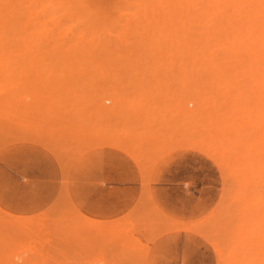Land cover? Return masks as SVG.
I'll use <instances>...</instances> for the list:
<instances>
[{"label": "bare ground", "instance_id": "6f19581e", "mask_svg": "<svg viewBox=\"0 0 264 264\" xmlns=\"http://www.w3.org/2000/svg\"><path fill=\"white\" fill-rule=\"evenodd\" d=\"M5 1H7V0H5ZM18 1V0H17ZM15 2V0H14V2H13V4L14 3H17L18 4V2ZM20 1H22V0H20ZM20 1H19V3H20ZM33 0H31V2H32ZM34 1H40V0H34ZM47 2V4L50 2V6L51 5H53L54 6V9H55V12L57 11H59V10H62L64 13L65 12H67L66 10H69V12H67V13H71V15H73L72 14V12H73V6H75V5H77V6H80V8L81 7H83V6H81L82 4H85V3H88L89 2V4H91L92 2H95L96 4H91L92 6V9L94 8L93 6H96L97 4H99V2H103V1H112L113 3H119V1L120 2H122V5H124V7H123V9L124 10H121L122 9V5L121 4H119V5H116V4H114V6L116 5V6H119V7H116L115 6V8L113 7L112 9H113V11L111 10V7L109 8V7H107V8H109L110 10L108 11L107 9H105L106 8V5H105V7L104 6H102L101 4V6L103 7L102 9L101 8H98L99 6H96L95 8L96 9H101V11L103 12V10H105V12H103L102 13V15L101 14H99L97 11L95 12V10L93 9V11L91 12V13H93V15H94V13H96V17H94V16H92V15H90V16H92V18H97V19H100V21L99 20H96V21H98V22H100L101 24L103 23V21H105V20H103L102 22H101V20L102 19H105L104 17H103V15H106V21L108 22V17L110 18V16H111V14H113V12H114V9H115V12L116 11H118L119 9L123 12V15H124V11L125 10H127V9H129V7H127V4L125 5V3L124 2H129L130 4L132 3V5L134 6L135 4H137V6H140L139 7V9L137 10V12L135 11L137 8H135V6L134 7H132L131 5V8H134V9H130L131 11H133L134 10V13L133 12H131V13H129L131 16H127L128 18H129V21L127 20V18H126V16H123L122 15V17L124 18H126V19H123V18H121V20H125V22H126V24H128L129 25V23L131 24V23H133V22H135L133 25H134V27H136V28H140V26L138 25V27H137V25L135 26V24H137L136 22L139 20V22H141V21H143L144 20V22H145V18L144 17H147V16H149V17H151V20L150 19H148V24H150L149 26H147V27H143V28H145L146 30L147 29H149V28H151V26H153L152 28L153 29H155V31L153 32V34L151 35V36H149V35H146L147 33H145V32H143V34L144 35H146L147 37H145L144 38V35L143 34H141V35H143V38L145 39H141V41L143 40L144 42H141L142 44H143V47L141 46V49H143V51H141V50H139L140 48H138V47H140V45L138 44V43H136L137 45V48L138 49H136L135 48V45H131L130 43L131 42H125L124 41V45H125V43L126 44H128V46L127 45H125L124 47L122 46L123 44H120V39H122L121 37H120V35H118V34H116V35H114V36H112V38L110 37V38H108L107 37V39L106 38H104L105 40H107V42H109L107 45H105L106 47H110V48H108L107 50H109V51H107L108 53H109V55L108 56H110V54H112V53H110V52H112L113 50L112 49H114V48H116L115 47V45H117V48H119V46H118V43H119V45L122 47V49H123V51H127V50H125V49H127V47H128V50L131 52V47L132 48H134V49H136V50H138V52L135 50V52H134V54L136 53L137 55H138V53L140 52H143L142 53V55L140 54V55H138V57L139 56H141V58L143 57V58H151L150 59V61H148L147 59V61L148 62H150V63H152V60H153V58L154 57H156V55L157 54H159V55H157V56H159L160 57V53L159 52H161V54H162V52H165V53H167L168 51H169V56H168V54L166 55L167 57H170L171 56V52H174L173 53V55H175V53L177 52V50L179 49L181 52L182 51H184L185 53H186V55H184V59H182V60H185V63H186V61L189 59V58H191V59H189V63H187V64H189L188 66L189 67H192V69H190V74H191V76H195V81H192L191 79V82H195V87H191V89L189 90V94H187L188 95V100L185 102L186 103V105L187 106H189V103H191V104H195L197 107H199V108H197L198 110L201 108V109H204L203 108V106L202 105H204V103H207L208 102V98H209V92L207 91V90H204V86H203V84L205 85V82L207 83V79H208V77L210 78V76H212V73H214L215 72V74H213V75H216L217 74V76L216 77H219L218 75H220V77L222 78V80L223 79H225V80H229L230 81V83H233L232 82V80H234V84H235V86H232V84H230V86L232 87V89H231V91L233 90L234 92L233 93H231L230 95H231V99H233L232 101L230 100V102H233V101H235L234 103L236 104V105H238V106H240L239 104H241V102L242 103H245L244 105H246V104H248V108H247V106H246V110L247 109H249L248 111H247V114L249 115V116H252V115H250L249 113H252V109H251V104L253 103V101H256V102H254L253 103V105H254V108H255V106H256V112L255 111H253V113L255 114H257V117H256V119H257V121H256V119L254 120L253 119V121H252V118H250L249 116H247V117H249L250 119H249V121L248 120H245V119H243V118H245L246 117V115H242L243 117H239L241 120H245V122H249V124H250V122L253 124V125H255V126H258V129H259V132H260V136H259V143H261L260 144V148L258 149V150H256V153H254V154H256V156H255V158L253 159V161L252 162H250L249 160H248V162H250V163H248L247 161H245V159L243 160V161H245V162H247V163H245L244 165H242L241 163L243 162V161H241V163H238V165L240 164V166H238L237 164L236 165H234L233 163H232V161H230L231 159H232V157L234 156V155H232L233 153V150H232V147H235V146H237L238 147V144L240 145V143L239 142H237L236 140L234 141V139L236 138V133H234L235 135H234V138H233V134H231V133H229V134H231V137H230V135L227 133V134H223L224 132H226V130L228 131L229 129H226V127L227 126H233L234 124H233V122L231 123L232 125H227V124H222L221 122L220 123H218L219 122V119H217L218 120V124H220L221 126H220V129H223V126H225V125H227L224 129H225V131H221L219 128H218V133L217 132H215L216 130H217V127H215V128H213V129H211V127H212V125L214 126V123H216V122H214L213 123V120H212V122H211V124L209 125V127H210V131H212V132H208V131H201V134H202V137H200L201 136V134L200 135H198V132H200L199 130H201V129H199V128H197V129H199L198 130V132L197 131H195V132H197L196 133V135H195V133H194V131H193V129H192V131H193V133H194V135H192V134H190V133H188L187 134V131L189 130L188 128L190 127L191 128V124L188 126L187 124H186V126H188L187 127V131L184 133H181L182 131H185V130H182L183 128H184V125L185 124H183V127L182 128H180L179 129V127H177L178 125H176L174 122H170L171 120L173 121V119H175V118H172L171 120H169V122L170 123H168V124H166V125H169V124H175V126L177 127V131L179 132V131H181V132H179V133H177V131L175 130V134H174V130L173 131H171V132H173V133H171L170 131H168V129H167V131H166V129H165V127H164V124H161L162 125V128L164 127V129L165 130H163V129H161L160 127H159V131L160 132H158V129L157 130H153V129H151V128H155L156 129V127H152V126H154V125H150L149 126V129H151V130H149V129H147L146 128V125H145V123H147V125H148V122L147 121H149V120H151V118H149L148 116H149V114H150V106H152V105H148V104H142L141 102V104L140 105H138L137 103L136 104H133L134 106L136 105V108H137V105L139 106L138 108H139V110H141L142 111V113H141V111H140V113L142 114H140V113H137V114H140V116H142L141 118L140 117H138V115H136V114H133V116H130V117H127L128 116V114L130 115L131 113H126V111L123 109V108H120L122 111H125V113L126 114H122L121 116H125V115H127V116H125V120H123V124H125V121H126V123H128V125H126V128H124L123 127V129H125V132H124V134H117V131H113L112 132V128H110V131L111 132H108L109 131V129H108V131H106L107 130V128H108V126L106 127V129L104 130V128L103 127H100L102 124L104 125V127H105V119H103L104 120V123L102 122V121H100L101 119H99V121H98V119H97V124H98V122H102V124L101 125H98L100 128H103V129H100L98 126V128L100 129V130H96V129H94V128H96V126L95 127H93L92 125V127H93V129L94 130H96V132H94V133H86V132H88L87 131V129L89 130V128L91 129V127L89 126L87 129H86V132L85 131H81L80 129H82V128H80V129H78L79 131H75L74 133L73 132H71V133H73V134H75L76 133V135H74V136H69L68 137V131H67V135L66 136H62V135H60V133L58 134L61 138L63 137V138H65V139H63V140H61V142L59 143V142H57V141H59L58 140V138H57V135H53V133H55L56 134V131H60V130H56L55 129V131L53 132V133H51L52 135H51V137L53 136V137H55L54 139H57V140H55L57 143H55L52 139H49V138H47V136L44 134H40L39 132H41V131H43V128H44V126H43V128H42V130H40V129H38V130H40L39 132H36V131H33L32 129H22V127H21V129H19V131H17V129L19 128V126L21 125V123L20 122H17L18 124H20V125H18V124H15L16 126H17V128L15 127V129L13 130V131H17V133H16V131H15V134L16 135H12V132H11V135L10 134H8V135H10V137H8V140H5L6 138L4 137V136H6L7 134H4V133H2L3 132V130L1 129L0 130V147H3V145L5 146V144H7V143H9V142H11V141H15V140H21V139H31V140H36V141H38V142H41V144H43V145H45L46 147H48L50 150H51V152L53 151V153L55 154V156H57V158H58V160H59V162H60V164H61V166H62V170H63V173H64V175H66V173H67V169H68V167H69V165H70V163H71V161L78 155V154H80V152L81 151H83L84 149H86V148H88V147H91V146H94V145H97V144H108V145H114V146H117V147H119V148H121V149H123L124 151H126V152H128L136 161H137V163L139 164V166H140V168H141V170H142V173H143V191H142V194H140L141 195V197L139 198V201L137 202V204L135 205V207L130 211L131 212V215H132V213H134L136 210H137V208L140 206V204H142L145 200H148L150 203H151V205H152V207H153V210L155 211V213L156 214H158V215H160L161 217H163L164 218V220L159 224V226L158 225H156V224H153L149 229H147V231L145 232V242L143 243L142 241H141V239L139 238V237H134V236H132L130 233V231H131V229L132 228H134L135 227V225L133 224V225H131V224H128L129 222H128V220H129V218H130V216H129V214H130V212H129V214H126L125 216H123V217H120V218H117V219H114V220H109V221H101V220H95V219H91V218H89V217H87V216H85V215H83L81 212H79L73 205H72V203L67 199V196L65 195V192H61V194L59 195V197L57 198V200H56V202L54 203V205L52 206V207H50L49 209H47V210H45V211H43V212H40V213H38V214H35V215H29V216H25V215H14V214H11V213H8L7 211H5V210H3L1 207H0V234H1V241H2V243L3 244H5V245H7L8 247L10 246V247H16V246H23V247H26V250H25V252H26V254H27V256L24 258L25 260L23 261V263H21V264H35V262L33 261V260H35V258H38V257H43V256H45V255H47L48 254V252H46L45 250H46V248H45V246H47V245H56L57 243H58V240H60L59 238H57L56 237V234H55V230H54V227H50L51 225H48L51 221H52V219L54 218V217H59V221L61 220V218H62V221H63V225H64V222L66 221V220H64L63 219V217L65 218L66 217V215H67V213H65V216L63 215V213H61V211H63V208H62V206H61V203L62 202H64V203H66V205H67V207H68V212L70 213V214H72V215H74L75 216V218H78V221L76 222V223H73L72 221H70V223H72V228H71V230H69L70 232H69V235H68V239H67V242L69 243L70 241H72V240H74L75 242H78V241H80L81 240V242H83V244H82V247L79 249V250H81V252L82 251H85V252H90V251H95L98 255H101V259L99 260L100 262H102L103 264H144V259H145V255H146V252H147V249H148V247H149V244H150V242L153 240V239H155L160 233H162V232H164L165 230H167V229H170V228H173V227H188V228H191V229H193V230H196V231H198V232H200L204 237H206L211 243H212V245H213V247L216 249V258H217V264H264V0H46ZM49 1V2H48ZM115 1V2H114ZM11 2V1H10ZM9 2V3H10ZM26 2H28V3H26ZM25 3L27 4V6L29 5V1H26ZM42 3H40V4H42V7H43V4H45V3H43V2H45V1H41ZM1 3H3V0L2 1H0V5H1ZM8 3V2H7ZM23 3H24V1H23ZM24 3V4H25ZM34 3V2H33ZM32 3V4H33ZM37 2H35V4H36ZM113 3L111 4V5H113ZM134 3V4H133ZM25 4V5H26ZM32 4H30L29 6L30 7H32L31 5ZM34 4V6H33V8H36V10H37V8L38 7H40V4H38V7L36 6ZM89 4H86V5H89ZM8 5V4H7ZM15 5V4H14ZM19 5V4H18ZM21 5V4H20ZM19 5V6H20ZM23 5V4H22ZM46 5V4H45ZM129 5V4H128ZM11 6V5H10ZM25 7V10H26V8H29V11H31V9L32 8H30V7ZM36 6V7H35ZM48 6V5H47ZM46 6V7H47ZM53 6H52V8H53ZM108 6V5H107ZM15 7H17V6H15ZM45 7V8H46ZM91 7L90 6H88V8H85V5H84V11H83V13L85 12V9H86V11L88 10V9H91ZM121 7V8H120ZM127 9H126V8ZM3 8H5V7H3ZM11 8V7H10ZM22 8V7H21ZM45 8H44V10H45ZM50 8V7H49ZM48 8V9H49ZM79 8V9H80ZM118 10H117V9ZM17 9V8H16ZM19 9V8H18ZM24 8H22V10H23ZM43 9V8H42ZM47 9V8H46ZM54 9H52V10H54ZM25 10H23V11H25ZM28 10V9H27ZM32 10H34L35 11V9H32ZM51 10V9H50ZM50 10H49V15L51 14V13H54L53 11H51L50 12ZM75 10V9H74ZM82 10V9H81ZM107 10V11H106ZM148 10H152L151 12L150 11H148ZM12 11V10H11ZM20 11H21V9H20ZM23 11H21L22 12V15H23ZM28 11V13L31 15V16H29V14H28V17H32V14L34 13V11H33V13L32 12H29ZM42 10H39L38 12H41ZM46 11V10H45ZM90 11V10H89ZM88 11V12H89ZM100 11V10H99ZM121 11H120V13H121ZM143 13H142V12ZM3 12V11H2ZM17 12H19V11H17ZM21 12L19 13V14H21ZM81 13H82V11H80ZM80 12H77V10L75 11V14H74V16L76 15L77 16V14H80L81 15V13ZM107 12V13H106ZM112 12V13H111ZM145 12V13H144ZM149 12H150V14H151V16H150V14H149ZM3 13H5V11L3 12ZM13 13L15 14V12H14V10H13ZM27 13V12H26ZM32 13V14H31ZM35 13H37V11L35 12ZM46 13H48V11L46 12ZM60 13H61V11L59 12V15H60ZM91 13H89V14H91ZM18 14V15H19ZM24 14H25V12H24ZM43 14H45V13H43ZM43 14H42V12H41V15L43 16ZM57 14V13H56ZM55 14V15H56ZM97 14H99L100 16L99 17H103L102 19L101 18H98L97 16ZM115 14V13H114ZM113 14V15H114ZM122 14V13H121ZM135 14H137L136 16H135ZM149 14V15H148ZM154 14V16L152 17V15ZM0 15H1V11H0ZM6 15V14H5ZM8 15H10V16H12V14H8ZM38 15H39V13H38ZM38 15H37V17H38ZM62 15V14H61ZM60 15V16H61ZM66 15V13L64 14V16ZM70 15V14H69ZM68 14L66 15V18L69 16ZM70 15V16H71ZM108 15H110V16H108ZM112 15V17L113 18H111V19H113L112 21H115L114 20V18L116 19V17L118 18V15H117V13L115 14V16H113ZM117 15V16H116ZM144 15V16H143ZM2 16V18H3V15H1ZM0 16V17H1ZM9 16V17H10ZM16 16V15H15ZM27 16V15H26ZM54 15H52V16H50L51 18L53 17ZM64 16H62V17H64ZM69 16V17H70ZM75 16V17H76ZM79 16V15H78ZM87 15H86V13H85V16H84V14L82 15V17L84 18V17H86ZM89 16V15H88ZM121 15H119V17H120ZM142 16L144 19H142V18H140V17ZM175 16V17H174ZM178 16H179V18H180V21L179 22H173V21H175V19L177 20L178 19ZM24 17H25V15H24ZM27 17V18H28ZM34 18H35V15L33 16ZM33 17H32V20L33 21H36V19L34 20L33 19ZM36 17V18H37ZM40 17V16H39ZM38 17V19L40 20H42V22L43 23H45V22H48L49 20H48V14H47V20H44L43 21V17H41V18H39ZM45 17H46V15H45ZM50 17H49V19H50ZM55 17V16H54ZM69 17H68V21L65 19V17H64V21L66 20L67 21V23L68 22H72V20L71 21H69ZM71 17H73V16H71ZM81 16H79L78 18L79 19H81L80 18ZM134 17L136 18V19H134ZM149 17H147V18H149ZM6 18V17H5ZM11 18V17H10ZM16 18H17V16H16ZM15 18V19H16ZM27 18H25V19H27ZM57 18H60L59 16H57ZM82 18V20L80 21V23L81 22H83L84 21V19ZM90 17H87V20L89 19ZM131 18V19H130ZM132 18H133V20H132ZM137 18H139L138 20H137ZM20 19V18H19ZM19 19H17V20H19ZM30 19V18H29ZM37 19V20H38ZM46 19V18H45ZM55 18H53V20H54ZM73 19V18H72ZM111 19H109V20H111ZM140 19H142V20H140ZM152 19H154V20H152ZM0 20H2V19H0ZM12 20V19H11ZM20 20H23V16H22V19H20ZM74 20V22L75 21H77L76 20V18L75 19H73ZM86 20V21H87ZM118 20V19H117ZM116 20V21H117ZM132 22H131V21ZM135 20V21H134ZM137 20V21H136ZM147 20V19H146ZM150 20V21H149ZM3 21V20H2ZM15 21V20H14ZM13 21V23L14 24H18L19 25V22L18 23H16V21L14 22ZM30 21H31V19H30ZM52 21V20H51ZM55 21V20H54ZM60 21V20H59ZM62 21V20H61ZM111 21V22H112ZM22 22V21H21ZM32 22V21H31ZM38 22H40L41 24H42V22L41 21H38ZM37 22V23H38ZM56 22H57V24L55 23V22H53V26H54V24H56V25H58L59 26V24H58V21L56 20ZM85 22V21H84ZM83 22V25H85V24H87V23H84ZM110 22V21H109ZM108 22V23H109ZM117 22H120V24H121V26L118 24V26H117V28L119 29L120 27H121V29L123 28V26L125 25V27H124V30L123 31H128L129 33H132V32H134V33H132V34H137V31L136 30H139V29H136L135 28V30L133 31L132 30V24L128 27V26H126V24L125 23H123L122 21H120V20H118ZM147 22V21H146ZM6 23H7V21H6ZM10 23V22H9ZM9 23H7V25H9ZM25 23V22H24ZM23 23V24H24ZM32 23H34L33 25L35 26V22H32ZM48 23H51L50 21L48 22ZM61 23V27H62V25H64L62 22H60ZM65 23V22H64ZM69 23V24H70ZM73 23V22H72ZM72 23H71V25H72ZM78 23V22H77ZM95 23V22H94ZM113 23V22H112ZM111 23V24H112ZM115 23V22H114ZM113 23V24H114ZM123 23V24H122ZM142 23V22H141ZM0 24H1V22H0ZM11 24V23H10ZM27 24V23H26ZM30 25H31V23H29ZM88 24H89V22H88ZM91 24V23H90ZM89 24V26H87L86 25V30H87V28L89 27V28H91L92 27V25L93 24H91L90 25ZM109 25L110 26V28H108L107 26H106V28H107V30H109V31H112L111 33H119L118 31L120 30L121 31V29H119V30H117V28H115V27H112V25ZM116 24V23H115ZM13 25V24H12ZM28 25V24H27ZM29 25V26H30ZM39 25V24H38ZM45 25L47 26L48 24H46L45 23ZM44 25V26H45ZM74 25H76V24H74ZM80 25H82V23L80 24ZM80 25H79V23H78V25H77V27H79L78 28V30H76V26L74 27V29L76 30H74V32H78L79 31V29H81V27H80ZM97 25V24H96ZM123 25V26H122ZM22 26V25H21ZM49 26H50V24H49ZM48 26V27H49ZM65 26H67L66 24H65ZM70 26V25H69ZM94 26V25H93ZM101 26V27H100ZM100 26H98V27H100L99 29L96 27L95 29H98L97 31L99 32L100 31V29H102V26H104L105 27V24L103 25H100ZM120 26V27H119ZM5 27V26H4ZM56 27V30H59V28L60 27H57V26H55ZM83 27V26H82ZM103 27V28H104ZM111 27L113 28V30H111ZM6 28V27H5ZM8 28H10V27H8ZM13 29H14V27H12ZM28 28V27H27ZM35 28H39V26H37L36 25V27ZM34 28V29H35ZM40 28H42L41 26H40ZM39 28V29H40ZM46 28V27H45ZM44 27H43V29H44V32H45V30H47V29H45ZM50 28V27H49ZM48 28V29H49ZM58 28V29H57ZM64 28H66V27H64ZM69 28V27H68ZM83 28V29H84ZM105 28V29H106ZM115 28V29H114ZM126 28H127V30H126ZM129 28H131V31L132 32H130V29ZM2 29V28H1ZM21 29H22V27H21ZM24 29V28H23ZM26 29V28H25ZM24 29V30H25ZM29 29H30V27H29ZM33 28L31 29V30H34ZM51 29V28H50ZM50 29H49V32L50 33H52L51 31H50ZM67 29V28H66ZM70 29V28H69ZM68 29V30H69ZM85 29H84V31H85ZM93 30L92 31H94V27L92 28ZM104 29V30H105ZM140 29H142V28H140ZM3 30V29H2ZM38 30V29H37ZM55 29L53 30V31H56ZM61 30V29H60ZM59 30V31H60ZM67 30V31H68ZM90 30V29H89ZM106 30V31H107ZM114 30H117V32H113ZM143 30V29H142ZM142 30H139V31H142ZM18 31V30H17ZM21 31V30H20ZM26 31V30H25ZM28 31V30H27ZM42 31V30H41ZM83 31V30H82ZM82 31H80V34H81V32ZM83 31V32H84ZM91 30H90V32H88V31H85L84 33L86 34V32H88L89 34L92 32ZM123 31H122V33H123ZM1 32V31H0ZM4 32H5V30H4ZM12 32H13V30H12ZM16 32V31H15ZM28 32H30V31H28ZM35 32H36V30H35ZM39 32V31H38ZM48 32V31H47ZM63 31H60L59 33H62ZM71 32H72V30L71 31H69V33H68V35L70 34V35H72L71 34ZM74 32H72L73 33V35H72V37H74V38H70V40H68L69 42H71L73 39L74 40H78V38L81 36H79V34H77V36H79V37H77L76 36V33H74ZM95 32V31H94ZM108 32V31H107ZM16 33H19V31L18 32H16ZM21 33H23V32H21ZM25 33V32H24ZM24 33L22 34V35H24ZM105 33V32H104ZM103 33V34H104ZM110 33V32H109ZM7 34V33H6ZM14 33H12V35H13ZM27 34V33H26ZM41 34H42V32H41ZM53 34H55V35H57L56 33H53ZM62 34H64V32L62 33ZM65 34H66V32H65ZM83 34V33H82ZM89 34H86V35H89ZM103 34H101V35H103ZM131 34V35H132ZM138 34H140V33H138ZM137 34V35H138ZM11 35V36H12ZM18 35V34H17ZM21 34H20V36L19 37H21L22 36ZM47 35V34H46ZM61 34H59V36H60ZM93 35V34H92ZM92 35H90V36H92ZM105 35V34H104ZM124 35V34H123ZM194 35V36H193ZM5 36V35H4ZM10 36V35H9ZM15 36V35H14ZM35 36V35H34ZM39 36H41L40 34H39ZM67 36V35H66ZM77 38H76V37ZM89 36V37H90ZM98 36V35H97ZM97 36H95V37H97ZM115 36H117V37H120L119 39L118 38H114ZM125 36V35H124ZM128 36V35H127ZM130 36V35H129ZM140 35H138V37H139ZM38 37V36H37ZM45 37V36H44ZM44 37H41V39H40V41H38V42H35L34 41V37H33V35H31V34H29V35H25V37H21L20 38V40H19V42L22 44V45H24V46H26V47H30V48H32V50L33 51H35V50H37V49H39V46H41V45H43V40H42V38H44ZM69 37V36H68ZM82 37H83V35H82ZM81 37V39H83L84 40V38H82ZM93 37H94V35H93ZM100 37H102V36H100ZM158 37V41H159V44H158V46L156 47L155 45H157L156 44V41L154 40L155 38H157ZM180 37L182 38V39H180ZM65 38V37H64ZM67 38V37H66ZM86 38H88V37H86ZM99 38V37H98ZM114 38V39H113ZM142 38V37H141ZM146 38H147V40H146ZM162 40H161V39ZM1 40H0V70L2 71L3 70V65H4V61H6L5 60V58H4V51H3V49L4 50H7V49H5L6 47H4V48H2V46L4 45V41L3 40H6L7 39V37H6V39H5V37H4V39H3V35H2V37L0 38ZM45 39H47V38H45ZM44 39V40H45ZM62 39V38H61ZM61 39L59 40V41H61ZM68 39V38H67ZM67 39H65V41L67 40ZM72 39V40H71ZM80 39V38H79ZM108 39H110V40H108ZM131 39H135V37L134 38H131ZM131 39L129 40V41H131ZM160 39V40H159ZM193 39H195V40H193ZM13 40V39H12ZM16 40V39H15ZM38 40V39H37ZM53 40H54V42H52V43H57L58 42V40H56V38H54L53 37ZM52 40V41H53ZM64 40V39H63ZM76 40V41H77ZM93 40H94V38H93ZM92 40V41H93ZM116 40H119V41H117L116 42V44H114L115 43V41ZM123 40V39H122ZM140 40V39H139ZM181 40V41H180ZM7 41H9V39L7 40ZM10 41H11V38H10ZM80 41V40H79ZM78 41V42H79ZM88 41H89V39H88ZM96 41V40H95ZM97 41H99V39L97 40ZM101 41V40H100ZM111 41V42H110ZM113 41V42H112ZM134 41V40H133ZM160 41H164V42H166V44L167 45H169V47L167 46V45H162V46H159L160 45ZM19 42H18V44H19ZM50 42V41H49ZM64 43V41H61V43ZM69 42H67V43H69ZM80 42H82V41H80ZM79 42V43H80ZM102 42H104V41H102ZM134 42H136V40L134 41ZM138 42V41H137ZM17 43V42H16ZM60 42H58L57 43V45H60L59 44ZM62 43V44H63ZM66 43V42H65ZM78 43V44H79ZM83 43H85V45H86V51H85V49H84V51L85 52H87V49L88 48H92V47H90V46H92V45H95V44H91V43H88L87 41H83ZM86 43H88V44H86ZM93 43V42H92ZM101 43V42H100ZM122 43V42H121ZM9 44H10V42H9ZM15 44V43H14ZM17 44V45H18ZM49 44V43H48ZM69 44H75L74 43V41H73V43H69ZM69 44H65V45H68V46H70ZM106 44V43H105ZM114 45V47H112L113 45ZM141 44V45H142ZM153 44H155V45H153ZM177 45V47H179V48H175V49H177L176 50V52L175 51H173V45ZM72 45V46H73ZM76 45V44H75ZM74 45V47H76V49H77V46H75ZM85 45H84V47H85ZM89 47H88V46ZM104 45V44H103ZM175 45V46H176ZM212 45H215L214 46V50H213V48H211V47H213ZM220 46L219 48L217 47V46ZM8 46V45H7ZM19 46V45H18ZM17 46V47H18ZM72 46H70L71 48H74V47H72ZM81 46V45H80ZM83 46V45H82ZM99 45H97V48H101L100 46L98 47ZM127 46V47H126ZM165 46V47H164ZM21 47V46H20ZM46 47V46H45ZM61 47V46H60ZM60 47H59V49H60ZM88 47V48H87ZM94 47V46H93ZM121 47H120V49H121ZM162 47H164V48H166V49H164V48H162ZM13 48V47H12ZM29 48V49H30ZM51 48V47H50ZM58 48V47H57ZM63 48H64V46H63ZM78 48H79V46H78ZM18 49V48H17ZM24 49V48H23ZM44 49V48H43ZM52 49H53V47H52ZM94 49V48H93ZM93 49H91V50H93ZM95 49H96V47H95ZM120 49H118L119 51V55H118V57L117 58H121V55L122 54H120V52L121 53H124V52H122ZM168 49V50H167ZM184 49V50H183ZM198 49V50H197ZM66 50V49H65ZM104 49H102L101 51L103 52V57H104V51H103ZM105 50H106V48H105ZM115 50V49H114ZM164 50V51H163ZM178 50V52H180ZM20 51H22V50H20ZM24 51L25 52H29V51H26L25 49H24ZM38 51V50H37ZM40 51L41 50H39V53H40ZM44 51H45V49H44ZM46 51H49L48 50V48L46 49ZM53 51H54V49H53ZM52 51V52H53ZM57 51L59 52V50L57 49ZM72 51H74L73 49H72ZM96 51H98V49H96ZM95 51V53H97ZM100 51V50H99ZM100 51V56L102 55V52ZM129 51H127L128 53H125V54H127V56H128V54H129ZM171 51V52H170ZM4 52V53H3ZM14 52H16V51H14ZM25 52H22L23 54L25 53ZM42 52L43 51H41V55H42ZM66 52H67V50H66ZM76 52H78V51H76ZM80 52V51H79ZM84 52V53H85ZM89 52V51H88ZM92 52V51H91ZM114 52V51H113ZM117 51H116V54L118 53ZM177 52V53H178ZM181 52L179 53L180 55H181V57H182V54L184 53H182L181 54ZM30 54H28V55H23L24 57L26 56H28L27 58H31V52H29ZM33 53V52H32ZM37 53V52H36ZM46 52H44V54H45ZM47 53H49V52H47ZM51 53V52H50ZM56 53V52H55ZM55 53H53V54H55ZM62 53V52H61ZM64 53H65V51H64ZM72 53V52H71ZM81 53V52H80ZM84 53H81V57H82V55H84ZM94 53V52H93ZM105 53H106V51H105ZM165 53H163L162 54V57H164V59H166L165 58ZM12 54H14V53H12ZM16 54V53H15ZM14 54V55H15ZM26 54V53H25ZM44 54L42 55V56H44ZM52 54V53H51ZM74 54V53H73ZM77 54V53H76ZM76 54L74 55L75 57H73V58H76ZM87 54V53H86ZM90 54V53H89ZM97 54H99V53H97ZM116 54H114V55H116ZM179 54H176V58H173L172 56V60H176L177 61V55H179ZM223 54V55H222ZM9 55V54H8ZM13 55V56H14ZM36 56L38 55V54H35ZM40 54H39V56H38V58L41 56ZM46 56H47V54H45ZM130 55V54H129ZM132 55V54H131ZM137 55L135 56L134 55V57H131V58H135V59H133L134 61L133 62H135V60H136V62H141V61H138V59H140V58H138L137 59ZM222 55V56H221ZM12 56V55H11ZM13 56L11 57V59L13 58ZM18 56H19V54H18ZM30 56V57H29ZM36 56H35V58H36ZM59 56V55H58ZM57 56V57H58ZM100 56L99 57H97V58H100ZM123 56H124V54H123ZM33 57H34V55H33ZM32 57V58H33ZM78 57V56H77ZM80 56L77 58V59H80L81 58ZM94 57H95V54H94ZM93 57V58H94ZM115 57V56H114ZM114 57H112V58H114ZM162 57H160V60H162ZM178 57H180V56H178ZM180 57V58H181ZM20 56H19V60H20ZM31 58V59H32ZM34 58V59H35ZM47 58V57H46ZM49 58V57H48ZM53 58V57H52ZM61 58V57H60ZM91 58V57H90ZM96 58V59H97ZM101 58H102V56H101ZM111 58V56L107 59L106 58V60H108V62L109 61H111V62H113L114 61V59L116 58H114V59H110ZM116 58V59H117ZM128 59V61L125 59V58H123V62H124V60L126 61V62H128L129 63V66H130V64H131V58H129V56L127 57ZM157 58V57H156ZM156 58H155V60H156ZM11 59H9V60H11ZM41 59V58H40ZM43 59H45V58H43ZM42 59V62L44 61ZM58 59H59V57H58ZM69 59V58H68ZM68 59H65V60H67L68 61ZM95 59V58H94ZM105 59V58H104ZM115 59V60H116ZM122 59V58H121ZM120 59V60H121ZM159 59V58H158ZM19 60H18V62H19ZM51 60H53V59H51ZM54 60H56V59H54ZM61 60H62V58H61ZM64 60V61H65ZM82 60V59H81ZM84 60V59H83ZM89 60H91V59H89ZM101 60V59H100ZM106 60H105V62H106ZM160 60H157L158 62L160 61ZM167 60H168V58H167ZM169 60H171V59H169ZM172 60L169 62V63H173L172 62ZM179 60H181V59H179ZM12 61V60H11ZM10 61V62H11ZM15 61V60H14ZM22 61H24V62H22ZM22 61H20L19 62V64H16V65H21V64H23L24 63V65H26V63L28 62V61H26V60H22ZM32 61V60H31ZM39 61V60H38ZM37 61V62H38ZM63 61V62H64ZM66 61V62H67ZM103 61V60H102ZM118 61H119V59L115 62V64H119V63H121L122 64V68H127L126 67V65L128 66V64H126L125 66H124V64H123V62H122V60L121 61H119V63H118ZM146 61V64L145 65H150V63L149 64H147L148 62ZM157 61L155 62L154 60H153V64L154 63H156V64H158L157 63ZM15 62H17V61H15ZM14 62V63H15ZM26 62V63H25ZM33 62V61H32ZM52 62V61H51ZM78 62H81V61H78ZM97 62V61H96ZM100 62V61H99ZM104 62V61H103ZM133 62H132V64H131V66H133V65H135V64H133ZM143 62H145V61H143L142 60V62H141V64L143 63ZM165 62H166V60H165ZM40 64H41V62H39ZM38 63V64H39ZM58 63V62H57ZM88 63V62H87ZM98 63V62H97ZM107 63V62H106ZM161 63V62H160ZM158 64V65H155V67H154V69H155V74L157 75V76H161V69H164V68H161V67H163L164 65L161 63V64ZM169 63H167V64H169ZM178 63H179V61H177V65H178ZM6 64H7V62H6ZM32 64H34V63H32ZM43 64H45V63H43ZM53 64H54V62H53ZM94 64V63H93ZM103 64V63H102ZM102 64H100V66H98V64L96 65L97 67H100V69H98V68H96V66L94 67V68H90V69H94V71H98L101 75H103V73H101V65ZM114 64V65H115ZM140 64V65H141ZM152 64V65H153ZM174 64V63H173ZM172 64V65H173ZM184 64V63H183ZM180 65L179 67V69H182V70H184V69H187V64L185 65L186 66V68L184 67V65ZM197 64H199L198 66H200L199 68H195V65L197 66ZM223 64V66H221V68H220V65H222ZM10 65V64H9ZM14 65V64H13ZM13 65H12V67H13ZM63 65H65V64H63ZM89 65H91V64H89ZM108 65H110V63L108 64ZM108 65H106V67L108 66ZM163 65V66H162ZM171 65V64H170ZM175 65V64H174ZM177 65L175 66V67H177ZM219 65V66H218ZM7 66V65H6ZM28 67H29V64L27 65ZM30 66H31V64H30ZM36 66H37V64H36ZM48 66V65H47ZM55 66H58V64L57 65H55ZM80 66H81V64H80ZM84 66H86V64L85 65H83V67ZM88 66V65H87ZM103 68H106L105 67V63L103 64ZM119 66V65H118ZM124 66V67H123ZM136 66V65H135ZM151 66V65H150ZM149 66V67H150ZM169 66V65H168ZM8 67V69H12V67L11 68H9V66H7ZM6 67V68H7ZM14 67H16L15 65H14ZM14 67H13V69L12 70H7V73L9 74H11L12 75V72H14L15 70H14ZM25 67V66H24ZM23 66H21V68L23 69L24 68ZM41 67V66H40ZM43 67V66H42ZM77 67V66H76ZM82 67V68H83ZM120 67V66H119ZM148 67V68H149ZM166 68H167V65L165 66ZM171 67V66H170ZM174 67V66H173ZM174 67V68H175ZM17 68H20V67H18L17 66ZM26 68V67H25ZM34 68H36V67H34ZM48 68V67H47ZM52 68H53V66H52ZM55 68V67H54ZM63 68V67H62ZM72 68V67H71ZM95 68H96V70H95ZM111 68H113L112 66H111ZM110 68V69H111ZM124 68V69H125ZM131 68V67H130ZM129 67H128V70L130 69ZM143 68H145V66L143 67ZM152 68V67H151ZM169 68V67H168ZM167 68V69H168ZM174 68H172L171 70L173 71L174 70ZM4 69H5V66H4ZM33 69V68H32ZM59 69V68H58ZM76 69H78V68H76ZM84 69H86L85 67H84ZM83 69V70H84ZM108 69V68H107ZM121 69V68H120ZM119 69V70H120ZM133 69H135V68H131V71H130V74L132 75L134 72H132V70ZM136 69H137V66H136ZM142 68H138V70H141ZM146 69H147V67H146ZM178 69V75H180V77H181V73L182 74H184L185 75V73H186V71L184 70L183 72L181 71V70H179ZM6 70H4V73H5V75L7 74L6 73ZM20 70V69H19ZM38 70V67H37V69H35V71H37ZM49 70H50V68H49ZM48 70V71H49ZM80 70H81V67H80ZM88 70V69H87ZM87 70H86V72H87ZM114 70H116V67H115V69ZM126 70V69H125ZM137 70V71H138ZM148 70V69H147ZM146 70V71H147ZM152 70V69H151ZM176 70H177V68H176ZM188 70V69H187ZM8 71H12V72H8ZM24 71V70H23ZM41 71H42V69H41ZM41 71L39 70L38 72V78H39V75H40V73H41ZM64 71V70H63ZM77 71V70H76ZM85 71V70H84ZM104 71H106V69L104 70ZM104 71H102V72H104ZM123 71V70H122ZM150 71V70H149ZM154 71V70H153ZM164 71V70H163ZM162 71V72H163ZM167 71V70H166ZM179 71H181V73L179 72ZM206 72V73H202V72ZM16 72V71H15ZM14 72V73H15ZM30 72H32V71H30ZM55 72V71H54ZM59 72V71H58ZM57 72V73H58ZM74 72H75V69H74ZM81 72H83V71H81ZM108 72H109V70H108ZM111 72V71H110ZM109 72V75L111 74V76H112V78L114 79L115 78V76H116V74L113 76L112 75V72L110 73ZM119 72V71H118ZM175 72V71H174ZM173 72V73H174ZM217 72V73H216ZM17 73V72H16ZM19 73V72H18ZM29 72H27L26 73V75L28 74ZM42 73H43V71H42ZM48 73V72H47ZM89 73H90V71H89ZM88 73V74H89ZM114 73H116L115 71H114ZM113 73V74H114ZM128 73H129V71H128ZM147 73H149V72H147ZM152 73H154V72H152ZM151 73V74H152ZM166 73V72H165ZM167 73H170V71L169 72H167ZM201 73L203 74V75H201ZM1 74V77H2V75H4L3 74V72L2 73H0ZM7 74V75H8ZM20 75H21V73H19ZM19 74H17L18 75V78H20L19 76ZM23 74V73H22ZM35 74V73H34ZM46 74V73H45ZM52 74H54V73H51V77H52ZM65 74H67L66 72H65ZM70 74V73H69ZM73 74H75V73H73ZM83 74V73H82ZM81 74V75H82ZM87 74V75H88ZM93 74H97V72H95V73H93ZM99 74V79L100 80H102V77L104 76H101ZM121 74V73H120ZM120 74H118L117 73V75H118V77H120L121 78V76H122V74L120 75ZM137 74V73H136ZM139 74V73H138ZM137 74V75H138ZM140 74L142 75V77H143V74H142V70H141V72H140ZM195 74V75H194ZM205 74V75H204ZM17 75H13V76H17ZM25 74H24V76H26ZM43 75H44V73H43ZM50 75V74H49ZM61 75V74H60ZM78 75V74H77ZM107 73H106V77L105 78H107L108 76H109ZM120 75V76H119ZM125 75V74H124ZM126 75H129V74H126ZM134 75V74H133ZM129 76L130 78H131V81H133L134 82V80H138V82H139V77H136V75L135 76ZM148 74H146V76H147ZM155 75V76H156ZM164 75V74H163ZM168 75V74H167ZM178 75H176V76H178ZM188 75V74H187ZM186 75V76H187ZM8 76H10V75H8ZM42 76V75H41ZM40 76V77H41ZM48 76V75H47ZM57 76H59V75H57ZM149 76V75H148ZM175 76V77H176ZM0 77V78H1ZM5 77V76H4ZM27 77V76H26ZM30 77H32V78H34L33 77V75H30ZM44 77V76H43ZM49 77V76H48ZM54 77V76H53ZM52 77V78H53ZM61 77V76H60ZM67 77V76H66ZM93 77V76H92ZM98 77V76H97ZM101 77V78H100ZM118 77H116V78H118ZM127 77V76H126ZM136 77V79H134ZM144 77H145V75H144ZM151 77V76H150ZM154 77V76H153ZM172 77V75H170L169 77H168V79H170ZM219 77V78H220ZM37 78V77H36ZM80 78V77H79ZM84 79L85 80V78L84 77H81V79ZM104 77H103V80L105 79ZM111 78V79H112ZM115 78V79H116ZM156 78V77H155ZM159 78V77H158ZM165 78V77H164ZM184 78V77H183ZM189 78V76L187 77V79ZM192 78V77H191ZM213 78V77H212ZM214 78H215V76H214ZM219 78H217V79H215V80H218ZM27 79V78H26ZM26 79H25V81H26ZM41 79V78H40ZM43 79V78H42ZM41 79V80H42ZM56 79H59V78H56ZM61 79V78H60ZM86 79H87V77H86ZM90 79V78H89ZM95 79H97L96 77H95ZM95 79H94V81H95ZM110 79V77H108V79L107 80H111ZM114 79V80H115ZM126 79H128L129 80V78H126ZM125 79V80H126ZM134 79V80H133ZM146 80H147V77L145 78ZM153 78H151V80H152ZM185 79V78H184ZM193 79V78H192ZM1 80L2 79H0V83H1ZM8 80V79H7ZM21 80H23V78L21 79ZM28 80V79H27ZM29 80H30V78H29ZM32 80V79H31ZM30 80V81H31ZM35 80V79H34ZM43 80H46V79H43ZM71 79H70V77H69V81H70ZM92 80V78L89 80V81H91ZM98 80V79H97ZM118 80H120L121 81V79H118ZM156 80H157V78H156ZM161 80V79H160ZM181 79H179V81H180ZM210 80H211V78H210ZM215 80H213V81H215ZM222 80H220V81H222ZM24 80H23V82H25ZM30 81H28V82H30ZM48 82H50L49 80H47ZM58 81H60V80H58ZM68 81V80H67ZM73 81V80H72ZM112 81V80H111ZM115 81H117V80H115ZM119 81V82H120ZM144 81V80H143ZM149 81V80H148ZM147 81V82H148ZM155 81V80H154ZM164 81V80H163ZM175 81H176V79H175ZM183 81V80H182ZM228 81V82H229ZM7 82V81H6ZM9 82H11V81H9ZM14 82V81H13ZM17 82V81H16ZM28 82H25V85L28 83ZM42 82V81H41ZM53 82H54V80H53ZM52 82V83H53ZM56 82H57V80H56ZM62 82V81H61ZM86 82V81H85ZM92 82H93V80H92ZM97 82V81H96ZM100 82V81H99ZM118 82V83H119ZM133 82H132V84H133ZM157 82H158V80H157ZM168 82V81H167ZM190 82V81H189ZM218 82V81H217ZM227 82V83H228ZM20 83V82H19ZM31 83V82H30ZM60 83V82H59ZM70 83V82H69ZM95 83V82H94ZM94 83L92 84V85H94ZM106 83V82H105ZM111 83V82H110ZM109 83V84H110ZM130 81L128 82V84H127V82L125 83L126 85L125 86H127V85H130ZM135 83V82H134ZM141 82H139V84H140ZM155 83V82H154ZM162 83V82H161ZM158 84V86L159 85H162V87L164 88L165 86H163V83L162 84ZM203 83V84H202ZM219 83V82H218ZM223 84H225L224 82H222ZM4 84V82L2 83V85ZM6 84H8V83H6ZM11 84H12V82H11ZM17 84V83H16ZM44 84H45V82H44ZM67 84V83H66ZM77 84V83H76ZM82 84V83H81ZM107 84V83H106ZM105 84V85H106ZM121 84V83H120ZM137 84V83H136ZM173 84H174V82H173ZM172 84V85H173ZM182 84V83H181ZM186 84H188L187 82H186ZM193 84V83H192ZM208 84H210V86H211V84L214 86L215 85V83L213 84V82L212 83H207L206 84V86L208 85ZM20 85H22V82L20 83ZM20 85H18V86H20ZM28 85H33V84H28ZM38 85V84H37ZM51 85V84H50ZM54 85V84H53ZM60 85V84H59ZM70 85V84H69ZM96 85H99V83H96ZM104 85V84H103ZM111 85V84H110ZM122 85V84H121ZM152 85V84H151ZM151 85H149V86H151ZM164 85H166V84H164ZM180 84L178 83V86H179ZM183 86H185L184 85V83L182 84ZM191 85V84H190ZM216 85L217 86H219V85H222V84H217L216 83ZM227 85V84H226ZM6 86V85H5ZM8 86H10L9 84H8ZM7 86V87H8ZM14 86H15V84H14ZM40 86H43V85H40ZM45 86H46V84H45ZM52 86V85H51ZM56 86H57V84H56ZM62 86V85H61ZM66 86V85H65ZM71 86V85H70ZM101 86H102V84H101ZM117 86V85H116ZM123 86V85H122ZM155 86V85H154ZM168 86V85H167ZM175 86H176V84H175ZM188 86V85H187ZM209 86V85H208ZM229 86V85H228ZM15 87H17V86H15ZM49 87V86H48ZM79 88H81L82 89V87H80V85L78 86ZM85 87V86H84ZM83 87V88H84ZM88 87V86H87ZM90 87V86H89ZM134 87H136V86H134ZM148 87V86H147ZM160 87V86H159ZM170 87V86H169ZM168 87V88H169ZM182 87V86H181ZM212 87V86H211ZM210 87V88H211ZM215 87V86H214ZM223 87H225V85L223 86ZM18 88V87H17ZM30 88V87H29ZM47 88V87H46ZM51 88V87H50ZM91 88V87H90ZM95 88V87H94ZM98 89H100L99 87H97ZM96 88V89H97ZM111 88V87H110ZM116 88V87H115ZM119 88H121V87H119ZM118 87L116 88V89H118V90H120ZM128 88L129 87H125V88H123V89H121L120 91H118V90H113V91H109V90H106V91H108V92H104L103 94L100 92V94H102V95H104L105 97H102V98H100V104H98L99 102H98V100H97V102L98 103H95L96 105H99L100 106V109L102 110V111H99V113L100 112H104V114H106L105 116H106V118L108 119H110V117L112 118H114V116H109V114H110V112L109 111H111V109H115V108H117V107H120L121 106V103H125V102H123V100H125L124 98H122L123 96H124V94L126 93L127 94V92H128ZM141 88V87H140ZM139 88V89H140ZM156 88V87H155ZM154 88V89H155ZM167 88V87H166ZM171 88V87H170ZM177 88V87H176ZM185 88H186V86H185ZM205 88H207V87H205ZM213 88V87H212ZM211 88V89H212ZM216 88V87H215ZM214 88V89H215ZM221 88V87H220ZM226 88V91L225 92H227V91H229V90H227L229 87H225ZM33 89V88H32ZM48 89V88H47ZM59 89V88H58ZM67 89V88H66ZM79 90V92L81 91V92H83V89L82 90ZM86 89V88H85ZM88 89V88H87ZM95 89V90H96ZM105 89H107V88H105ZM135 89H137V88H135ZM150 88H148V90H149ZM172 89H173V87H172ZM178 89V88H177ZM176 89V90H177ZM182 89V88H181ZM181 89H179V90H181ZM184 89V88H183ZM187 89V88H186ZM217 89V88H216ZM216 89L214 90V91H216ZM23 90V89H22ZM22 90L21 91H19V92H21L22 93ZM31 90V89H30ZM75 90H76V88H75ZM74 89L72 90V91H75ZM138 90V89H137ZM150 90H152V89H150ZM157 90V89H156ZM155 90V91H156ZM170 90V89H169ZM175 90V91H176ZM179 90H178V92H179ZM219 90V89H218ZM223 90H224V88H223ZM5 91H6V93H7V91L8 90H6V88H5ZM24 91V90H23ZM38 91V90H37ZM39 91H40V89H39ZM46 91V90H45ZM45 91H44V93H45ZM50 91H52V90H50ZM54 91V90H53ZM90 91V90H89ZM130 91V90H129ZM131 91H133V90H131ZM136 91V90H135ZM163 91H167V90H165V88H164V90ZM173 91V90H172ZM183 91H185V90H183ZM231 91H229V92H231ZM15 92V91H14ZM55 92V91H54ZM71 92V91H70ZM76 92V91H75ZM78 92V91H77ZM80 92V93H81ZM93 92V91H92ZM96 92H97V90H96ZM141 92V91H140ZM152 92V94H150V96L149 97H151V95H153V91H151ZM158 92V91H157ZM169 92V91H168ZM212 92V91H211ZM210 92V93H211ZM217 93H218V91H216ZM225 92H221V91H219V93H221V94H225ZM16 93V92H15ZM15 93H14V96H15ZM25 93V92H24ZM41 93V92H40ZM52 93V92H51ZM56 93V92H55ZM72 93V92H71ZM74 93V92H73ZM91 93V92H90ZM149 93H150V91H149ZM162 93V92H161ZM160 93V95L162 96L163 95V93L161 94ZM170 93V92H169ZM169 93H167V95L169 94ZM177 93V92H176ZM182 93V92H181ZM218 93V94H219ZM5 94V93H4ZM8 94V93H7ZM10 94V93H9ZM12 94V93H11ZM10 94V95H11ZM18 94V93H17ZM27 94H29V93H27ZM31 94V93H30ZM36 95L35 96H37V94L38 93H35ZM43 94V93H42ZM79 94V93H78ZM82 94V93H81ZM85 94H86V91H85ZM97 94H98V92H97ZM125 94V95H126ZM137 94V93H136ZM140 94V93H139ZM159 94V93H158ZM164 94H165V92H164ZM213 94V93H212ZM20 95H23V94H20ZM34 95V94H33ZM41 95V94H40ZM51 95V94H50ZM49 95V96H50ZM56 95H57V93H56ZM67 95V94H66ZM76 95V94H75ZM94 95V94H93ZM99 95V94H98ZM134 95H135V92H134ZM133 95V96H134ZM142 95V94H141ZM145 95V94H144ZM181 95V94H180ZM185 95H186V92H185ZM229 95V96H230ZM11 96H13V95H11ZM26 96V95H25ZM29 95H27L26 97H28ZM59 96V95H58ZM61 96H63V94L61 95ZM60 96V97H61ZM68 96V95H67ZM72 96V95H71ZM100 96V95H99ZM126 96H129V95H126ZM125 96V97H126ZM132 96V95H131ZM132 96V97H133ZM143 96V95H142ZM166 96V95H165ZM170 97H171V95H169ZM214 96V95H213ZM224 96V95H223ZM3 97V96H2ZM8 97V96H7ZM10 97V96H9ZM17 97V96H16ZM20 97V96H19ZM24 97V96H23ZM45 97V96H44ZM53 97V96H52ZM82 97H84L83 95H82ZM81 97V98H82ZM109 97H111L112 99H113V101H112V104L109 106V107H106V104H107V102H105L106 100L108 101V103H109V101H110V99H109ZM154 97V96H153ZM156 97V96H155ZM154 97V98H155ZM163 97V96H162ZM175 97V96H174ZM178 97V96H177ZM217 97H219V96H217ZM228 97V96H227ZM227 97H225L224 99L225 100H228V98ZM4 98V97H3ZM21 98V97H20ZM32 98V97H31ZM35 98V97H34ZM62 98V97H61ZM68 98V97H67ZM89 98H91V97H89ZM93 98V97H92ZM128 98V97H127ZM131 98V97H130ZM134 98V97H133ZM135 98H136V95H135ZM145 98V96H143V99ZM153 98V99H154ZM157 98V97H156ZM210 98H211V96H210ZM223 98V97H222ZM221 98V99H222ZM7 99V98H6ZM24 99V98H23ZM23 99L21 100L22 102H23ZM51 99V98H50ZM53 99H55V98H53ZM98 99V98H97ZM109 99V100H108ZM111 99V100H112ZM146 99V98H145ZM150 99H152V97L151 98H148L147 99V101L148 100H150ZM159 99V98H158ZM157 99V100H158ZM175 99V98H174ZM186 99V98H185ZM255 99V100H254ZM9 100H11V99H9ZM26 100V99H25ZM36 100V99H35ZM41 100V102H42V99H40ZM62 100V99H61ZM82 101H83V99H81ZM87 100V99H86ZM90 100V99H89ZM105 100V101H104ZM130 101H131V99H129ZM132 100H134V99H132ZM156 100V101H157ZM164 100V98L162 99V101ZM1 102H2V100H0ZM7 101V100H6ZM17 101V100H16ZM34 101V100H33ZM32 101V102H33ZM37 101V100H36ZM39 101V100H38ZM67 101V100H66ZM78 101H79V99H78ZM77 101V102H78ZM81 101V102H82ZM96 101V100H95ZM126 101H127V99H126ZM170 101V100H169ZM177 100H175V102H176ZM182 101V100H181ZM213 101V100H212ZM229 101V100H228ZM8 102V101H7ZM19 102V101H18ZM25 102V101H24ZM70 102V101H69ZM80 102V101H79ZM90 102H92V100L90 101ZM128 102V101H127ZM126 102V103H127ZM155 102V101H154ZM174 102V101H173ZM174 102V103H175ZM178 102V101H177ZM183 102V101H182ZM210 102H211V99H210ZM209 102V103H210ZM215 102V101H214ZM216 102H217V100H216ZM219 102H220V100H219ZM229 102V103H230ZM238 104H237V103ZM252 102V103H251ZM26 103V102H25ZM28 103V102H27ZM35 102H33V104H34ZM43 103V102H42ZM49 103V102H48ZM75 103V102H74ZM84 104H85V102H83ZM87 103V102H86ZM89 103V102H88ZM88 103H87V105H88ZM106 103V104H105ZM111 103V102H110ZM159 103V102H158ZM213 103V102H212ZM3 105V106H0V108L2 109V108H4V105L5 104H3V103H0V105ZM23 103H21V105H22ZM36 104V103H35ZM43 104H46V102H44ZM53 104V103H52ZM51 104V105H52ZM63 104V103H62ZM70 104V103H69ZM95 104H93V105H95ZM164 104H165V102H164ZM163 104V105H164ZM166 104H168L167 102H166ZM179 104H181V102L179 103ZM184 104V103H183ZM208 104V103H207ZM219 104V103H218ZM221 104H222V102H221ZM234 104V105H235ZM20 105V104H19ZM56 105V104H55ZM65 105H67V104H65ZM74 105V104H73ZM83 105V104H82ZM86 105V104H85ZM86 105V106H87ZM90 105V104H89ZM92 105V104H91ZM126 105V104H125ZM124 105V106H125ZM127 105H131V104H127ZM160 105V104H159ZM211 105H213V104H211ZM217 105V104H216ZM223 105V104H222ZM221 105V106H222ZM235 105V106H236ZM14 106V108H16V106L15 105H13ZM13 106H12V109H14L13 108ZM24 106V105H23ZM30 106V105H29ZM46 106V109H48L47 108V106H49V105H45ZM45 106H43V108H45ZM69 106V105H68ZM129 106H127V108H129ZM148 106V107H147ZM157 106V105H156ZM154 106V108L156 109H159V107L157 106ZM172 106L173 105H171V109H172V111L174 110L175 111V109H176V105L174 106V108L175 109H173L172 108ZM180 106V105H179ZM184 106V105H183ZM208 106V105H207ZM221 106H219V108L221 109ZM224 106H225V108H226V104H224ZM242 106V105H241ZM214 107H215V104H214ZM21 108H22V106H21ZM24 108H25V106H24ZM41 108H42V105H41ZM52 108H53V106H52ZM51 108V109H52ZM62 108H63V106H62ZM79 108H80V106H79ZM96 108H97V106H96ZM95 108V109H96ZM164 108V106H162V109ZM165 108H167V105H165ZM169 108H170V106H169ZM169 108H167L165 111L166 112H169L170 111V109ZM219 108L217 107L216 109L217 110H215V112H214V114L216 115V111H218L219 112V114H222V113H220L221 111H219ZM228 108L229 109H226V110H231L232 108H233V104H232V108H231V105L229 106V104H228ZM231 108V109H230ZM26 109V108H25ZM40 109V108H39ZM75 109H76V106H75ZM82 109V108H81ZM85 109V108H84ZM83 109V110H84ZM135 109V108H134ZM154 109V110H155ZM168 109H169V111H168ZM191 109V108H190ZM190 109H187V110H190ZM195 109V108H194ZM200 109V110H201ZM208 109V108H207ZM209 109H211V108H209ZM222 109H223V106H222ZM221 109V110H222ZM240 109V108H239ZM242 110L244 109L243 108V106H242V108H241ZM28 110H30V109H28ZM27 110V111H28ZM32 110H34V109H32ZM90 110V109H89ZM153 110V109H152ZM151 110V111H152ZM161 110V109H160ZM159 110V111H160ZM192 110L193 109H191L190 111L192 112ZM212 110H214L213 108L211 109V111ZM226 110H225V112L224 113H226ZM236 110V109H235ZM245 110V111H246ZM15 111V110H14ZM13 111V112H14ZM26 111V112H27ZM96 111V110H95ZM162 111V110H161ZM180 111V110H179ZM184 111V110H183ZM204 111H207V110H205L204 109ZM223 111V110H222ZM232 111H234V110H232ZM238 111V110H237ZM237 111H234L233 113L235 114V112L237 113ZM2 112V111H1ZM0 112V113H1ZM10 112V111H9ZM8 112V113H9ZM39 112H41V111H39L38 110V112L37 113H39ZM46 112V111H45ZM71 112V111H70ZM93 112V114H90L89 112H88V110H86V114L88 113V114H90V115H92V116H90V117H92V119H90V120H93V122H95L94 121V119H93V117H94V115L95 114H97V113H94V111H92ZM96 112H98V111H96ZM121 112V111H120ZM119 112V113H120ZM135 112H136V109H135ZM158 111H156V113H157ZM177 112H178V109H177ZM187 111H185L184 113H186ZM196 112V111H195ZM213 112V111H212ZM240 112H244V111H240ZM249 112V113H248ZM7 113V114H8ZM15 113V112H14ZM36 113V112H35ZM43 113V112H42ZM64 113H65V111H64ZM109 113V114H108ZM134 113V112H133ZM170 113H171V111H170ZM173 113V112H172ZM171 113V114H172ZM180 114H181V112H179ZM207 113H208V111H207ZM232 113V114H233ZM238 113H239V111H238ZM246 113V112H245ZM10 114H11V112H10ZM15 114H17V113H15ZM20 114V113H19ZM18 114V115H19ZM32 114H34V113H32ZM40 114V113H39ZM49 114H50V112H49ZM73 114V113H72ZM81 114V113H80ZM101 114V113H100ZM104 114H102V115H104ZM107 114H108V116H107ZM112 114V113H111ZM115 114H117V112L115 113ZM155 113H154V111H153V116L155 117V116H157L156 114L154 115ZM171 114H170V116H171ZM188 114H189V112H188ZM201 114V113H200ZM213 114V115H214ZM218 114V115H219ZM227 114H228V111H227ZM231 114V113H230ZM1 115V114H0ZM14 115V114H13ZM23 115V114H22ZM26 115V114H25ZM25 115H23V116H25ZM30 116H31V114H29ZM35 115V114H34ZM43 115V114H42ZM57 115H60V114H57ZM63 115H65V114H63ZM114 115V114H113ZM119 115V114H118ZM118 115H116V117L118 116ZM159 115L161 116V113H159ZM179 114H177V116H178ZM192 115V114H191ZM190 114H189V116H191ZM195 115H196V113H195ZM208 115H209V113H208ZM213 116V117H218V116ZM225 115V114H224ZM16 116V115H15ZM29 116V117H30ZM47 116H48V114H47ZM50 116V115H49ZM54 116H56V115H54ZM70 116V115H69ZM74 116V115H73ZM89 116V115H88ZM136 116V117H135ZM163 116H165V115H163ZM167 117H168V115H166ZM175 116V115H174ZM185 116V115H184ZM194 116V115H193ZM192 116V117H193ZM199 116V115H198ZM198 116H196V120L198 119ZM220 116V115H219ZM222 116H223V114H222ZM240 116H241V114H240ZM254 116V115H253ZM34 117V116H33ZM35 117H37V116H35ZM53 117V116H52ZM59 117V116H58ZM86 117H87V115H86ZM85 117V118H86ZM119 117V116H118ZM118 117L117 118H115L116 119V121H118ZM150 117H151V115H150ZM158 117V116H157ZM179 117V116H178ZM182 117H183V115H182ZM182 117H180V119L182 118ZM188 117V116H187ZM195 117V116H194ZM203 117V116H202ZM206 117V116H205ZM233 117H236V118H238L236 115L234 116L233 115ZM232 117V119H234ZM5 118V117H4ZM4 118H1V120H4ZM8 118V117H7ZM12 118H16V117H13L12 116ZM19 117H17V119H18ZM31 118V117H30ZM38 118V117H37ZM43 118H44V116H43ZM97 117H95V119H96ZM100 118H102V117H100ZM120 119H119V121L121 120V117H119ZM132 118V119H131ZM147 118H149V120L147 119ZM185 118V117H184ZM200 118V117H199ZM204 118V117H203ZM207 119H208V117H206ZM206 118H204L205 120H207ZM219 118V117H218ZM223 118V120L222 121H224V120H226L227 118H226V116H225V119H224V117H222ZM222 118H220V119H222ZM255 118V117H254ZM17 119H15V120H17ZM20 119V118H19ZM24 119V118H23ZM39 119V118H38ZM56 119H57V117H56ZM75 119H78V118H75ZM109 119H108V121H109ZM115 119L113 120L114 122H113V124H114V126H116L115 124H116V122H115ZM123 119V118H122ZM162 119H164L163 117H162ZM167 119H169V118H167ZM180 119H178V120H180ZM186 119V118H185ZM188 119L189 120H184L183 118L181 119V121L182 120H184V121H187L188 123H191V121H193V120H191V119H194V118H190V117H188ZM203 119V120H204ZM216 119V118H215ZM214 119V120H215ZM228 119H231V118H228ZM239 119V120H240ZM0 120V121H1ZM7 120V119H6ZM26 120V119H25ZM35 120V119H34ZM42 120H44V119H42ZM85 120V119H84ZM154 120V122L155 123H157V124H159V123H164V122H162V121H164V120H162L161 121V119H159V118H154L153 119ZM191 120V121H190ZM196 120L194 121V122H192V123H195L196 122ZM202 120V119H201ZM202 120V121H203ZM204 120V121H205ZM210 120H211V118H210ZM235 120V119H234ZM233 120V121H234ZM251 120V121H250ZM5 121V120H4ZM23 122H24V120H22ZM32 121V120H31ZM79 121H80V119H79ZM86 121V120H85ZM107 121V122H108ZM165 121H166V118H165ZM177 121V120H176ZM181 121H180V123H181ZM199 121V122H198ZM198 121H197V124L201 127V126H203V123H206V122H201L199 119H198ZM229 121V120H228ZM235 121H237L238 122V119H236ZM234 121V122H235ZM254 121H256L255 123H253ZM2 122V121H1ZM8 122V121H7ZM11 122V120L9 121V123ZM45 122V121H44ZM43 122V123H44ZM48 122H51V121H48ZM76 122V121H75ZM112 122V121H111ZM121 123H122V120L120 121ZM168 122V120L166 121V123ZM178 122V121H177ZM176 122V123H177ZM227 121H224V123H226ZM236 122V123H237ZM239 122H241V121H239ZM28 123H30V121L28 122ZM28 123H26V124H28ZM39 123V122H38ZM73 123V122H72ZM99 123V124H100ZM118 123V122H117ZM120 123V124H121ZM150 123V122H149ZM202 123V124H201ZM228 123H230V122H228ZM256 123H258L257 125H256ZM32 125H33V123H31ZM39 124H42V122L41 123H39ZM45 124H47V123H45ZM51 124H53V123H51ZM50 124V125H51ZM70 124V123H69ZM78 124V123H77ZM82 124V123H81ZM91 124V123H90ZM90 124H88V125H90ZM119 124V123H118ZM117 124V125H118ZM154 124V123H153ZM157 124H156V126H157ZM178 124H179V122H178ZM241 124V123H240ZM249 124L247 125L246 123H245V125L244 126H249ZM14 125V126H15ZM23 125H25L24 123H23ZM38 125V124H37ZM36 125V126H37ZM48 125V124H47ZM49 125V126H50ZM75 125V124H74ZM110 125V124H109ZM165 125V126H166ZM181 125V124H180ZM195 125V124H194ZM239 124H237V126H238ZM253 125H251L250 126V128H246V127H244L243 126V124H242V126L245 128V129H251V131H252V126ZM5 126V125H4ZM22 126V125H21ZM26 126V125H25ZM77 126V125H76ZM78 126H81V125H78ZM170 126V125H169ZM169 126H167V127H169ZM172 127H174L173 125H171ZM171 126H170V128H171ZM185 126V127H186ZM205 126H208V124L206 123L205 124ZM205 126H203V128L206 130V128H205ZM216 126V125H215ZM236 126V125H235ZM6 127H8V126H6ZM10 127H11V129L13 128L12 127V125L11 126H9L7 129L9 130L10 129ZM27 127V126H26ZM33 127V126H32ZM35 127V126H34ZM69 127V126H68ZM110 127V126H109ZM151 127V128H150ZM175 127V128H176ZM181 127V126H180ZM196 127V126H195ZM238 127H241V126H238ZM28 128V127H27ZM38 128V127H37ZM57 128V127H56ZM97 128V129H98ZM116 128H120V126L119 127H116ZM169 128V129H170ZM231 128H233V130L235 129L234 127H231ZM237 128V127H236ZM244 128H242L241 127V131H242V129H243V131H244ZM253 128H255V127H253ZM49 130L51 129V128H48ZM52 129H53V127H52ZM172 129V128H171ZM185 129V128H184ZM197 129H195V130H197ZM37 130V131H38ZM45 130V129H44ZM67 130V129H66ZM73 130V129H72ZM93 130V131H94ZM122 130V128L120 129V131ZM153 130V131H152ZM191 130V129H190ZM208 130V129H207ZM215 130V131H214ZM233 130H231V131H233ZM237 130V129H236ZM6 130H4V132H5ZM52 131V130H51ZM63 131H64V129H63ZM63 131H60V132H63ZM89 131H92V130H89ZM119 130H118V133H121ZM220 131L222 132V134L223 135H229V136H227V138L229 137V138H232L231 140L230 139H228L227 140V138H225L222 134L220 135L219 133H220ZM235 131V130H234ZM248 131H250V130H248ZM248 131L246 130V131H244V133L245 132H247L248 133ZM10 132H8V133H10ZM188 132H190V131H188ZM235 132H237L238 133V135H239V131L237 130V131H235ZM254 132H257V130L256 131H254ZM50 133V132H49ZM123 133V132H122ZM205 135H208V134H206V133H209L210 135L211 134H216V135H214L213 134V136L211 135V137H213V138H215V137H217L218 135H220L218 138H216V139H213L212 141H210V139H212V138H210V139H208V137H207V139H205V138H203V136H204V134ZM244 133H242V134H244ZM2 134H4V135H2ZM256 135H257V133H255ZM7 135V136H8ZM48 135V134H47ZM65 135V134H64ZM198 135V136H197ZM237 135V136H238ZM240 135H241V133H240ZM253 135V134H252ZM6 136V137H7ZM209 136V135H208ZM242 136V135H241ZM241 136H238L239 138H241L242 139V137ZM245 136H249V135H247L246 133H245ZM257 136V137H258ZM52 137V138H53ZM70 137H72V139H74V141L73 140H71V141H73L72 143H75V144H71L70 143V141H69V138ZM205 137V136H204ZM224 137V139L225 140H223V143L226 145V147L228 146V149L226 150L225 149V146H222V145H224V144H221L220 142H218V140H222V138ZM244 137V136H243ZM250 137L252 138V140H254L253 139V137L250 135ZM254 138H255V136H254ZM40 140V141H39ZM146 140L148 141V143L146 142ZM215 140H216V142H215ZM220 140V141H221ZM230 140V141H229ZM243 140V139H242ZM245 140V139H244ZM243 140V141H244ZM256 140H257V138H256ZM26 141V140H25ZM28 141V140H27ZM64 141V142H63ZM67 141H69V142H67ZM149 141H150V143H149ZM231 142L232 141V143H233V141H234V144H232L231 143V145H235L236 144V142H237V145H235V146H231V145H227V143L226 142ZM238 141H241V140H238ZM243 141H241V142H243ZM249 141H250V138H249ZM255 141V140H254ZM218 142V143H217ZM248 142V141H247ZM251 142H253V141H251ZM258 142H257V145H258ZM62 143V144H61ZM64 143V144H63ZM70 143V144H69ZM141 143H147V145L146 144H142L144 147H146V149H143L144 147H142L141 146ZM245 143V142H244ZM243 143V144H244ZM249 143V142H248ZM247 143V144H248ZM67 144V145H66ZM148 144H149V146H151V148H152V152H150V154H153L152 155V157L149 159V160H147V159H145V157H144V155H143V151L145 152L146 150H148L147 148H149V146H148ZM242 143H241V145H243ZM247 144H245V145H247ZM249 144H251V143H249ZM254 143H252L251 145L252 146H254L253 145ZM63 145V146H62ZM64 145H66V146H64ZM69 145V146H68ZM219 145H221V147L219 146ZM41 146V145H40ZM70 146L71 147H73L74 146V148H72V150H73V152H72V154L70 155V157L69 158H67V156H65V155H68L69 153H67L68 151H66L65 152V150H66V148H70ZM180 146H191V147H197V148H199V149H201V150H203L205 153H207L208 155H210L215 161H216V163L218 164V166L220 167V170H221V174H222V177H223V188H224V194H223V196L224 197H222V198H224V202H225V205L223 204V206H224V208L223 209H219V210H223V211H226L225 213V215H224V213L222 214V215H224L225 217H224V219H221L220 221H221V224H222V220H224V225H221L220 223L218 224V222H216V220H215V224H216V226H217V224H218V227H220L221 226V228H222V226L225 228H222L221 230H219L220 228H218V230H219V233H220V235H221V237H223V238H221L220 239V242H221V244L219 243V241H218V235L217 234H219L218 233V231H217V233H216V229L217 228H215V227H213V223H211V221L209 222V223H206L207 221L206 220H204V221H196V222H194V223H184L183 221L182 222H176V221H172V220H170V219H168L166 216H164L161 212H159V210L153 205V203L150 201V199H149V196H148V192H147V186H148V177H149V173H150V170H151V168H152V166L154 165V163L157 161V159L161 156V155H163L165 152H167V151H169V150H171V149H174V148H177V147H180ZM231 146V147H230ZM248 146V145H247ZM246 146V147H247ZM222 147H223V149H222ZM241 148H242V146H240ZM240 147H238L237 149L239 150L238 152H237V150H236V155L237 154H239L240 152H243V151H241L242 149H240ZM249 147V146H248ZM256 147V146H255ZM68 148V149H69ZM151 148H149V149H151ZM230 148V149H229ZM236 148V147H235ZM235 148H233V149H235ZM65 149V150H64ZM248 148H246L245 150H247ZM252 149V151L254 150L253 148H251ZM256 149V148H255ZM221 150V151H220ZM229 151V152H226V151ZM230 150H232V152H230ZM249 150V149H248ZM69 151H71V150H69ZM151 151V150H150ZM222 151H225V153H221ZM247 153H248V151H246ZM251 152V151H250ZM65 153H67V154H65ZM229 153V154H228ZM231 153V154H230ZM246 153V154H247ZM148 154V153H147ZM227 154H228V156H227ZM235 154V153H234ZM243 154V153H242ZM242 154H240V158H241V155ZM245 154V153H244ZM253 155V153L251 154V158L253 157L252 156ZM54 156V157H55ZM239 156V155H238ZM248 154H247V158H248ZM227 157V158H226ZM237 157V156H236ZM236 157L234 156V160L235 161H238L239 159H237L236 160ZM228 158H230L229 160H228ZM246 158V159H247ZM249 159V158H248ZM233 160V161H234ZM241 160H242V158H241ZM231 163L233 164V166H231ZM241 169V171H243V172H247L246 174H242V173H239V172H237V171H239ZM242 169H244V170H242ZM223 201V200H222ZM223 203V202H222ZM221 203V204H222ZM220 205V204H219ZM222 207V206H221ZM61 210V211H60ZM59 211V212H58ZM64 211H67V208H66V210H64ZM141 212V211H140ZM222 212V211H221ZM57 213V214H56ZM59 213H60V216H59ZM138 213V212H137ZM217 213H220V211H218ZM55 214H56V216H55ZM143 214V213H142ZM141 214V215H142ZM153 214V213H152ZM216 214V213H215ZM220 214V215H221ZM72 215H70V219H71V217H72ZM221 215V216H222ZM73 216V217H74ZM136 216V215H135ZM139 216V215H138ZM143 216H144V214H143ZM142 216V217H143ZM216 216V215H215ZM217 217V216H216ZM134 218V217H133ZM133 218H131V219H133ZM140 218V217H139ZM146 218V217H145ZM213 218V217H212ZM221 218V217H220ZM65 219H67V218H65ZM142 219V218H141ZM214 219H216V218H214ZM217 219L219 220V218L217 217ZM225 219H228L227 221L225 220ZM68 220V219H67ZM136 220V219H135ZM148 220V219H147ZM59 221H58V224H59ZM61 221V222H62ZM130 221V220H129ZM186 221V220H185ZM67 222H69V221H66L65 223H67ZM140 222V221H139ZM55 224L57 223V221H55L54 222ZM70 223H68V225L70 224ZM54 224V225H55ZM136 224V223H135ZM144 224V223H143ZM142 224V225H143ZM59 225H61V223L59 224ZM68 225L67 226H65V227H68ZM142 225H140V226H142ZM220 225V226H219ZM58 226V225H57ZM144 226V225H143ZM226 226L228 227H230L229 229L228 228H226ZM65 227H64V229H65ZM62 228V227H61ZM60 229V228H59ZM63 229V230H64ZM69 229V228H68ZM67 229V230H68ZM58 230V229H57ZM223 230V232H220V231H222ZM228 230V231H227ZM65 231H66V229H65ZM64 231V232H65ZM226 231V232H225ZM137 232V231H136ZM140 232V231H139ZM213 232H215V233H213ZM225 232V233H224ZM227 232H231L232 234H234V238H232L231 237V235H229ZM223 235H222V234ZM224 234H226V235H224ZM63 235V234H62ZM228 235V236H227ZM224 236H226V237H224ZM220 237V236H219ZM227 237H231L230 239L229 238H227ZM228 239V241H227V243H223V242H225L227 239ZM226 239V240H225ZM233 239H234V241H233ZM224 240V241H223ZM229 240H231V242H229ZM223 241V242H222ZM228 242L229 243H231L232 244V246H230V244L229 245H227L228 244ZM64 243V242H63ZM36 244H39V246L38 245H36ZM224 244V245H223ZM219 245H222V247L224 248L225 247V249H229V247L228 246H230L231 248L229 249V255H228V253H227V251L225 250V249H221L220 247H219ZM226 245H227V247H226ZM67 250V249H66ZM231 250V251H230ZM66 253V252H65ZM227 254L226 256H225V254ZM57 254V253H56ZM103 255H104V257H103ZM57 256V255H56ZM106 257H108V261L107 262H104L103 261V259H105ZM57 259V258H56ZM65 260V259H64Z\"/></svg>", "mask_w": 264, "mask_h": 264}, {"label": "rangeland", "instance_id": "374dc122", "mask_svg": "<svg viewBox=\"0 0 264 264\" xmlns=\"http://www.w3.org/2000/svg\"><path fill=\"white\" fill-rule=\"evenodd\" d=\"M0 1H2V0H0ZM11 1V2H10ZM14 2V0H7V1H5V0H3V3H1V5H0V11H1V15H3V18H2V16L0 17V19H2V20H0V22H1V24H0V38L2 37V35H3V39H4V37H5V39H6V37H7V39L6 40H3L5 43H4V45L2 46V48H4V47H6L5 49H7V50H4L3 49V51L5 52H3L4 53V58H5V60L6 61H4V65H3V70L1 71L0 70V73H2L3 72V74L4 75H2V77H1V74H0V79H2L1 80V83H0V100H2V102L0 101V103H3V104H5L4 105V108H0V120H1V118H4V120H1L0 121V130L2 129H4V130H6L5 132H4V130H3V132L2 133H4V134H10L11 135V132H12V135H16L15 134V131H13L14 129H15V127L17 128V126L18 125H20V124H18L17 122H20L21 123V125L19 126V128L17 129V131H19V129H21V127H22V129H34L33 131H36V132H39L40 130H42V128H43V126H44V128H43V131H41V132H39L40 134L42 133L43 135L45 134L46 136H47V138H49V139H52L55 143H57V142H61V140H63V139H65V138H61L58 134L60 133V135H62V136H66L68 133V137L71 135V136H74V135H76V133L75 134H73L75 131H79L78 129H80V128H82V129H80L81 131H85L86 132V129L90 126L91 127V129L89 128V130H92V131H89L88 129H87V131L88 132H86V133H94V132H96V130L98 131V130H100V129H103L104 128V130L106 129V127L108 126V128H107V130L106 131H108V129H109V131L108 132H111L110 131V128H112L111 130H112V132L113 131H117V134H124V132H125V129H123V127L124 128H126V125H128V123H126V121H125V124H123V120H125L126 118H125V116H127V115H125V116H121L122 114L124 115V114H128V113H131L130 115L128 114V116L127 117H130V116H133V114H136V115H138V117H142V116H140V114L142 113V111L141 110H139V106L138 105H140L141 103L142 104H150V105H152V106H150V114H149V118H151V120H149V118H147L149 121H147L148 122V125H147V123H145V125H146V128L147 129H149V126L151 125H154V126H152V127H156V129L155 128H151V129H153L154 131L155 130H157L158 129V132H160L159 130V127L161 128V129H163V130H165L166 128L168 129V131H173L174 132V134H175V130L177 131L178 129H177V127H179V129L180 128H182L183 127V124H185L184 125V128L182 129V130H185V131H179V132H181V133H185L186 131H187V127L191 124V128L189 127L188 129V131H190V132H188L187 131V134L188 133H190V134H192L193 133V131H194V133H195V135H196V133L198 132V130L199 129H201V130H199L200 132H198V135H200L201 134V131L203 130L204 132L205 131H208V132H212V131H210L211 129H213V128H215V127H217V130L215 131V132H219L218 131V128L220 129V124H218V123H222V124H227V125H232L231 123L233 122V126H231V127H234L235 129V131H239V135H238V133L237 132H235L234 130H233V128H231L230 126H227V125H225V126H223V129H220L221 131L223 130V131H225V127H226V129H229L228 131L226 130V132H224L223 134H229V133H231V134H233V138H234V133H236L238 136H241L242 137V139L244 140H242L241 138H239L237 135H236V138L234 139V141L236 140L237 142H239L240 143V145L238 144V147H240V146H242V148L240 147V149H242L241 151H243V152H240L239 154H237L236 155V153L239 151L237 148V146H235V145H237V142H236V144L235 145H231V143H232V141L231 142H226L227 143V145H231V146H235V147H232V150H233V152H232V150H230V152H232L233 154L232 155H234L235 157H236V160L237 159H239L240 158V154H242L241 155V158H242V160H241V158L238 160V161H235L234 159V156L232 157V159L230 160V161H232V163L234 164V165H238V163H241V161H243L244 159H245V161H247L248 162V160L250 161V162H252L253 161V159L255 158V156H256V154H254V153H256V150H258L259 148H260V144L261 143H259L258 141H259V136H260V132H259V129H258V126H255V125H253L251 122H250V124H249V122H245V120H248L249 121V119L250 118H252V121H253V119L255 120L256 119V117H257V112L255 111L256 110V106H255V108H254V105H253V103L254 102H256V101H253V103L251 104V109H252V113H249L250 115H252V116H249L248 114H247V111L249 110V109H247L246 110V106H247V108H248V104H246V105H244L245 103H242L241 102V104H239L240 106H238V105H236L234 102L235 101H233V102H230V100L232 101L233 99H231L232 97H231V93H233L234 91L232 90L231 91V89H232V87L230 86V84H232V86H235V84H234V80H232V82L233 83H230V81L229 80H225V79H223L222 80V78L220 77V75H218L219 77H216L217 76V74L216 75H213V74H215V72L214 73H212V76H210V78H211V80H210V78L208 77V79H207V83L209 82V83H212L213 82V84L215 83V87L217 88H215L212 84H211V86L213 87H211L210 86V84H208L207 86H206V82H205V85L203 84V86H204V90H209L208 92V96H209V98H208V104L207 103H204V105H202L203 106V108L205 109V110H207L208 111V113H209V115H208V113H207V111H204V109H197V108H199V107H197L195 104H191V103H189V106H187L186 105V101L188 100V95L187 94H189L188 92H189V90L191 89V87L193 88V87H195V82H191V80L192 81H195V76H191V74L189 73L190 72V69H192V67H189L190 65L189 64H187V63H189V59H191V58H189L187 61H186V63H185V60H182V59H184L183 57H184V55H186V51L184 52V51H180L179 49V47H177V45L175 46V45H173V48L175 47V48H179L178 50L181 52V54H182V57H181V55L179 54L180 52H178V50L177 49H173V51H175L176 52V50H177V52L175 53V55H173V53L174 52H171L172 54H171V56L173 57V58H176V54H179V55H177V61H179V63H178V65H177V61L175 60H172V57L170 56V57H167L166 55L168 54V56H169V51L167 52V53H165V52H162V54L163 53H165V58L166 59H164V57H162V54H161V52H159L160 53V57H162V60H160V57L159 56H157V55H159V54H157L156 55V57H154L153 58V60L156 62L157 60H160L159 62L157 61V63L159 64L160 62L164 65H162L163 67H161V68H164V69H161V76H157L155 73V69H154V67H155V65H158V64H156V63H154L153 64V60H152V63H150L151 61H150V59L149 58H141V56H139L138 57V55H142V53L143 52H139L138 53V55L136 54L137 52H138V50H136V49H138V48H140L139 50H141V51H143V49H141V46L143 47V44L141 43V42H144L143 40L141 41V39H144L145 37H147L146 35H149V36H151L152 34H153V32L155 31V29H153L152 27L153 26H151V28H149V29H145V28H143V27H147V26H149L150 24H148V19H150L151 20V17H149V16H147V17H149V18H147V17H144L145 18V22H144V20L143 21H141V22H139V18H137V24H135V26L137 25V27H138V25L140 26V28H142V29H140L139 27L138 28H136V27H134V23L135 22H133V23H131L133 26V28H132V30L134 29L135 30V28L136 29H139V30H142V31H139V30H136L137 31V34L138 33H140V34H138V35H140L139 37H138V35L135 33V34H132V33H134V32H132L131 31V28H129L130 29V32H132V33H129L128 31H123L124 30V27H125V25L123 26V30L121 29V24H120V22H117L118 20H120V21H124L123 23H125L126 24V22H125V20H121V18H123L122 17V15H123V12L121 11V10H124L123 9V7H124V5H122V2H120L119 1V3H116L115 1V3H113L112 1L110 2V1H103V2H99V4H97L96 6H99L98 8H103L102 6H104L105 7V5H106V8L105 9H107L108 11L110 10L109 8L111 7V10L113 11V7L115 8V6L116 5H119V4H121L122 5V9L120 10L119 8V10L118 11H116L115 12V9H114V12H113V14L115 13H117V15H118V18L116 17V19L114 18V20L115 21H112L113 19H111V18H113L112 17V15L113 14H111V16L110 15H108V16H110V18L108 17V22L106 21V15H103V17L105 18V19H102L103 17L101 16V17H99L100 15L99 14H101L102 15V13L103 12H105V10H103V12L101 11V9H96L95 7L96 6H93L94 8V10H95V12L97 11L99 14H97L98 16V18H101L102 20H101V22L103 21V20H105V21H103V25L105 24V27L104 26H102V29H100V31L98 32L97 30L101 27L100 25H102L100 22H98V21H96V20H99L100 21V19H97V18H92V16H94V17H96V13H94V15H93V13H91L92 11H93V9H92V5L91 4H96L95 2H92L91 4H89V2L88 3H85V4H82L81 6H83L84 7V5H85V8H88V6H90L91 7V9H88L87 11H86V9H85V12L83 13V7H81L80 8V6H77V5H75V6H73V12H72V14L74 13L75 14V11L77 10V12H80V11H82V13H81V15L80 14H77V16L75 17L74 16V14L73 15H71V13H67V12H69V10H66L67 12H65L66 13V15L68 14H70L71 16H73V17H71L70 15V17H69V21H71L72 20V25H71V23L70 22H68L67 23V19H68V17L66 18V15L64 16V12L62 11V10H59L58 12L56 11L55 12V9H54V6L53 5H49L50 4V2L47 4L46 2V0H40V1H32L31 2V0H22V1H20V0H15V2L17 1L18 2V4L20 5H18L17 3H14L13 4V2ZM19 1H20V3H19ZM23 1H24V3L26 2V1H29L30 3H29V5L30 4H32L33 2V4L31 5L32 7H30L29 5V7L30 8H32V9H35V11L34 10H32L31 9V11H29V8H26V10H25V7H28L27 6V4L26 3H28V2H26L25 4L23 3ZM41 1H45V2H43V3H45V4H43V7H42V4H40V3H42ZM8 2V3H7ZM10 2V3H9ZM35 2H37L38 4H40V7H38V4L36 5L35 4ZM40 2V3H39ZM104 3V4H103ZM113 3V5H111V4ZM125 3V5L127 4V7H129V9H127L126 7V9L127 10H125L124 11V15L123 16H126L127 14V16L129 17V16H131L129 13H131V12H133L134 13V10L133 11H131L132 9H134V8H131V6L132 7H134L135 6V8H137L135 11L137 12V10L139 9V7L140 6H137V4H135L134 6L132 5V3L130 4L129 2H124ZM8 4V5H7ZM23 4V5H22ZM34 4L38 7L37 8V10H36V8H33V6H34ZM86 4H89V5H86ZM93 4V5H94ZM102 6H101V5ZM114 4H116L115 6H114ZM129 4V5H128ZM134 4V3H133ZM11 5V6H10ZM48 5V6H47ZM131 5V6H130ZM15 6H17V7H15ZM35 6V7H36ZM47 6V7H46ZM52 6H53V8H52ZM3 7H5V8H3ZM11 7V8H10ZM24 8L23 10H25V11H23L22 10V8ZM47 9H46V8ZM50 7V8H49ZM107 7H109V8H107ZM116 7H119V6H116ZM17 8V9H16ZM19 8V9H18ZM43 8V9H42ZM44 8H45V10H44ZM49 8V9H48ZM80 8V9H79ZM121 8V7H120ZM20 9H21V11H23V15H22V12L20 11ZM28 9V10H27ZM51 9V10H50ZM52 9H54V10H52ZM75 9V10H74ZM82 9V10H81ZM131 9V10H130ZM12 10V11H11ZM13 10H14V12H15V14L13 13ZM39 10H42L41 12H42V14L43 13H45V14H43V16L41 15V12H38ZM49 10H50V12L51 11H53L54 13H51L50 15H49ZM90 10V11H89ZM100 10V11H99ZM106 10V11H107ZM5 11V13H3V12ZM17 11H19V12H17ZM28 11L29 12H32L33 13V11H34V13L32 14V17L35 15V18L33 17V19L35 20L36 19V21H33L32 20V17H28ZM37 11V13H35ZM48 11V13H46ZM61 11V13H60V15H59V12ZM89 11V12H88ZM120 11H121V13H120ZM148 11H152V10H148ZM21 12V14H19ZM24 12H25V14H24ZM27 12V13H26ZM94 12V11H93ZM129 12V13H128ZM142 12V11H141ZM150 12H149V14H150ZM38 13H39V15H38ZM57 13V14H56ZM85 13H86V17H82V15L84 14V16H85ZM89 13H91V14H89ZM107 13V12H106ZM112 13V12H111ZM143 13V12H142ZM145 13V12H144ZM152 13V12H151ZM6 14V15H5ZM8 14H12V16H10V15H8ZM19 14V15H18ZM47 14H48V20L51 22V23H48V22H45L44 20H47ZM56 14V15H55ZM104 14V13H103ZM115 14L113 15V16H115ZM148 14V15H149ZM17 16V18H16V16ZM24 15H25V17H24ZM27 15V16H26ZM37 15H38V17L39 18H41V17H43V21L46 23V24H48L47 26L45 25V23H43L42 22V20L40 19H38V17H37ZM45 15H46V17H45ZM52 15H54L52 18L50 17V16H52ZM81 16L80 18L81 19H79L78 17L79 16ZM89 15V16H88ZM90 15H92V16H90ZM116 15V16H117ZM119 15H121L120 17H119ZM137 14H135V16H136ZM11 18H10V17ZM22 16H23V20H20V19H22ZM29 16H31L30 14H29ZM57 16H59L60 18H57ZM62 16H64L65 17V19L67 20H65L64 21V17H62ZM126 16V18H127V20L129 21V18ZM138 16V15H137ZM144 16V15H143ZM150 16H151V14H150ZM154 16V14L152 15V17ZM6 17V18H5ZM28 17V18H27ZM37 17V18H36ZM49 17H50V19H49ZM87 17H90L88 20H87ZM140 17V16H139ZM175 17V16H174ZM16 18V19H15ZM20 18V19H19ZM25 18H27V19H25ZM31 19V21L32 22H35L36 24H35V26L33 25L34 23H32L31 21H30V19ZM46 18V19H45ZM53 18H55L54 20H53ZM75 19L76 18V20L77 21H75L74 22V20L73 19ZM82 18L84 19V23H87V24H85V25H83V22H81L82 23V25H80L81 23H80V21L82 20ZM125 17L123 18V19H126ZM140 18H142V19H144L142 16L140 17ZM12 19V20H11ZM17 19H19V20H17ZM38 19V20H37ZM109 19H111V20H109ZM118 19V20H117ZM131 19V18H130ZM134 19H136L135 17H134ZM142 19H140V20H142ZM147 19V20H146ZM16 21V23H18L19 22V25L17 24H14L13 23V21ZM52 20V21H51ZM56 20L58 21V24H59V26L58 25H56L57 24V22H56ZM60 20V21H59ZM62 20V21H61ZM87 20V21H86ZM117 20V21H116ZM132 20H133V18H132ZM149 20V21H150ZM152 20H154V19H152ZM6 21H7V23H9V25H7V23H6ZM14 21V22H15ZM18 21V22H17ZM22 21V22H21ZM38 21H41L42 22V24L40 23V22H38ZM114 23H112V22ZM131 21V20H130ZM135 21V20H134ZM147 21V22H146ZM179 22L180 21V18H179V16H178V19L176 20L175 19V21H173V22ZM25 22V23H24ZM38 22V23H37ZM53 22H55L56 24H54V26H53ZM60 22H62L64 25H62V27L60 26L61 25V23ZM65 22V23H64ZM79 23V25H80V27H81V29H79V31L76 33V32H74V27L76 28V30H78V28L79 27H77V25H78V23ZM88 22H89V24L91 23V24H93L92 25V27L91 28H87V30L85 29L86 28V25L87 26H89V24H88ZM95 22V23H94ZM132 22V21H131ZM176 22V23H177ZM24 23V24H23ZM28 25H27V24ZM29 23H31V25L29 24ZM70 23V24H69ZM112 23V24H111ZM122 23V24H123ZM13 24V25H12ZM39 24V25H38ZM49 24H50V26H49ZM65 24L67 25V26H65ZM74 24H76V25H74ZM90 24V25H91ZM97 24V25H96ZM112 25V27H115V28H117V26H118V24L120 25L119 27V29H121V31L117 28V30H119L118 32L119 33H111L112 31H109V30H107V28H106V26L108 27V28H110V26L109 25ZM130 23H129V25L128 24H126V26H130L131 25ZM178 24V23H177ZM22 25V26H21ZM30 25V26H29ZM36 25L37 26H39V28H40V26L42 27V28H35L36 27ZM45 25V26H44ZM70 25V26H69ZM6 28H5V27ZM51 28H49V27ZM55 26H57V27H60L59 28V30L60 31H63L64 32V34H62V33H59L60 31L59 30H56V27ZM83 26V27H82ZM98 26H100V27H98ZM8 27H10V28H8ZM12 27H14V29L12 28ZM21 27H22V29H21ZM28 27V28H27ZM29 27H30V29H29ZM43 27L45 28V29H47V30H45V32H44V29H43ZM64 27H66V28H64ZM70 29H69V28ZM85 27V28H84ZM94 27V31H92L93 28ZM98 28V29H95V28ZM104 27V28H103ZM111 27V30H113V28ZM3 30H2V29ZM26 30H24V29ZM34 29V30H31V29ZM50 29V31L52 32V33H50L49 32V29ZM85 29V31H88V32H90V30L92 31L90 34L88 33V32H86V34H89V35H86L84 32V29ZM106 28V29H105ZM114 28V29H115ZM38 29V30H37ZM56 30V31H53V30ZM58 29V28H57ZM69 29V30H68ZM90 29V30H89ZM105 29V30H104ZM4 30H5V32H4ZM12 30H13V32H12ZM19 31V33H16V32H18ZM21 30V31H20ZM30 31V32H28V31ZM35 30H36V32H35ZM42 30V31H41ZM68 30V31H67ZM72 30V32H74V33H76V36H77V34H79V36H77V37H79L78 38V40L76 41V40H72L71 42H69L68 40H70V38L72 37V35H73V33L71 32V34L72 35H68V33H69V31H71ZM75 30V31H76ZM84 32H83V31ZM108 32H107V31ZM117 30H114L113 32H117ZM126 30H127V28H126ZM146 32H145V31ZM16 31V32H15ZM39 31V32H38ZM48 31V32H47ZM80 31H82L81 32V34H80ZM122 31H123V33H122ZM21 32H25L24 33V35H22L23 33H21ZM41 32H42V34H41ZM65 32H66V34H65ZM105 32V33H104ZM110 32V33H109ZM143 32H145V33H147L146 35H144L143 34ZM7 33V34H6ZM12 33H14L13 35H12ZM27 33V34H26ZM53 33H56L57 35H55V34H53ZM83 33V34H82ZM105 35H104V34ZM18 34V35H17ZM20 34L23 36V37H25V35H29V34H31V35H33V37H34V41L35 42H38V41H40V39H41V37H44V38H42V40H43V45H41V46H39V49H37V50H35V51H33L32 50V48H28V47H26V46H24V45H22L20 42H19V40H20V38L22 37H19L20 36ZM39 34L41 35V36H39ZM47 34V35H46ZM59 34H61L60 36H59ZM94 35V37H93V35ZM101 34H103V35H101ZM116 34H118V35H120V37L123 39H120L121 41H120V44H123L122 46L124 47L125 45H127L128 46V44H126L125 43V45H124V41L126 42L127 40V42H131L130 44L131 45H135V48L136 49H134V48H130L131 49V52L128 50V47H127V49H125V50H127V51H129V54H128V56H129V58H131V57H134V55L136 56L137 55V59L138 58H140V59H138V61H141L142 62V60L143 61H145V62H143L142 64H141V62H136V60H135V62H133L134 60L133 59H135V58H131L130 60H131V64H132V62H133V64H135L136 66H137V69H136V66L135 65H133V66H131V64H130V66H129V63L128 62H126L125 60H124V62H123V58H125L126 60L128 59L127 57V54H125V53H128L127 51L125 52V51H123V49H122V47L119 45V43H118V46H119V48H117V45H115V47L116 48H114V49H112L113 51L112 52H110V53H112V54H110V56H111V58L112 57H118V55H119V50L118 49H120V47H121V51L122 52H124V53H121L120 52V54H122L121 55V58H112V59H114V61L113 62H111V61H109L108 62V60H106V58L108 59L110 56H108L109 55V53L107 52V51H109V50H107L108 48H110V47H106L105 45H107L109 42H107V40H105L104 38H106L107 39V37L108 38H112V36H114V35H116ZM125 36H124V35ZM132 34V35H131ZM141 34H143L144 35V38H143V35H141ZM5 35V36H4ZM10 35V36H9ZM12 35V36H11ZM15 35V36H14ZM35 35V36H34ZM67 35V36H66ZM82 35H83V37H82ZM90 35H92V36H90ZM98 35V36H97ZM128 35V36H127ZM130 35V36H129ZM38 36V37H37ZM69 36V37H68ZM74 36V35H73ZM75 36V37H76ZM90 36V37H89ZM95 36H97V37H95ZM100 36H102V37H100ZM194 36V35H193ZM53 37L54 38H56V40H58V42H60L59 44L60 45H57V43H52V42H54V40H53ZM65 37V38H64ZM68 39H67V38ZM76 37V38H77ZM81 37L82 38H84V40L83 39H81ZM86 37H88V38H86ZM99 37V38H98ZM120 37H117V36H115L114 38H120ZM135 37V39H131V38H134ZM142 37V38H141ZM10 38H11V41H10ZM45 38H47V39H45ZM62 38V39H61ZM72 38H74V37H72ZM93 38H94V40H93ZM113 38V39H114ZM9 39V41H7ZM13 39V40H12ZM16 39V40H15ZM38 39V40H37ZM45 39V40H44ZM61 39V41H64V43L62 44L61 43V41H59ZM64 39V40H63ZM65 39H67L66 41H65ZM88 39H89V41H88ZM99 39V41H97ZM131 39V41H129ZM140 39V40H139ZM158 39V37L157 38H155L154 40L156 41V44L157 45H155V44H153V45H155L156 47L158 46V44H159V41L157 40ZM161 39V38H160ZM159 39V40H160ZM180 39H182L181 37H180ZM1 40V39H0ZM53 40V41H52ZM82 41V42H80V41ZM93 40V41H92ZM96 40V41H95ZM101 40V41H100ZM108 40H110V39H108ZM136 40V42H134V41ZM145 40V39H144ZM146 40H147V38H146ZM162 40V39H161ZM193 40H195V39H193ZM50 41V42H49ZM73 41H74V43L76 44H74L75 46H77V49H76V47H74V45L73 44H69V43H73ZM80 43H79V42ZM83 41H87L88 43H91V44H95V45H92V46H90V47H92L91 49H93V50H91L90 48H88L87 49V52H85L86 51V45H85V43H83ZM102 41H104V42H102ZM117 41H119V40H116L115 41V43L114 44H116V42ZM138 41V42H137ZM181 41V40H180ZM9 42H10V44H9ZM17 42V43H16ZM18 42H19V44H18ZM66 42V43H65ZM67 42H69V43H67ZM93 42V43H92ZM101 42V43H100ZM111 42V41H110ZM113 42V41H112ZM122 42V43H121ZM15 43V44H14ZM49 43V44H48ZM79 43V44H78ZM88 43H86V44H88ZM106 43V44H105ZM136 43H138L139 45H140V47H138L137 48V44ZM19 46H18V45ZM65 44H69L70 46H72V47H74V48H71L70 46H68V45H65ZM104 44V45H103ZM142 44V45H141ZM164 44V45H167L166 44V42H162V41H160V45L159 46H162V45ZM8 45V46H7ZM81 45V46H80ZM83 45V46H82ZM84 45H85V47H84ZM97 45H99L101 48H97ZM113 45V44H112ZM18 46V47H17ZM21 46V47H20ZM46 46V47H45ZM61 46V47H60ZM63 46H64V48H63ZM78 46H79V48H78ZM94 46V47H93ZM98 46V47H99ZM168 47H169V45H167ZM213 47H211V48H213V50H214V46L215 45H212ZM13 47V48H12ZM51 47V48H50ZM52 47H53V49H54V51H53V49H52ZM58 47V48H57ZM59 47H60V49H59ZM95 47H96V49H98V51H96V49H95ZM112 47H114V45L112 46ZM165 47V46H164ZM164 47H162V48H164ZM218 48L220 47L219 45L217 46ZM18 48V49H17ZM26 50V51H29V52H31V58L33 57V55H34V57L31 59V58H27L26 56L24 57L23 55H28V54H30L29 52H25L24 51V49ZM45 49V51H44V49ZM48 48V50L49 51H46V49ZM105 48H106V50H105ZM125 48V47H124ZM167 48V47H166ZM166 48H164V49H166ZM170 48V47H169ZM57 49L59 50V52L57 51ZM67 50V52H66V50ZM72 49L74 50V51H72ZM84 49H85V51H84ZM102 49H104L103 51H104V57H103V52L101 51ZM20 50H22V51H20ZM39 50H41V51H43L42 52V55L44 54V52H46L45 54H47V56L44 54V56H42L41 55V51H40V53H39ZM102 52V58H101V56H100V51ZM135 50L137 51L135 54H134V52H135ZM168 50V49H167ZM198 50V49H197ZM14 51H16V52H14ZM53 51V52H52ZM64 51H65V53H64ZM76 51H78V52H76ZM84 53V55H82V57H81V53ZM89 51V52H88ZM92 51V52H91ZM95 51L97 52V53H99V54H97V53H95ZM105 51H106V53H105ZM116 51L118 52L117 54H116ZM164 51V50H163ZM22 52H25L24 54L22 53ZM33 52V53H32ZM37 52V53H36ZM47 52H49V53H47ZM52 54H51V53ZM56 52V53H55ZM62 52V53H61ZM72 52V53H71ZM94 52V53H93ZM12 53H16L15 55L14 54H12ZM53 53H55V54H53ZM74 53V54H73ZM77 53V54H76ZM87 53V54H86ZM90 53V54H89ZM9 54V55H8ZM18 54H19V56L21 57L20 58V60H19V56H18ZM35 54H38L37 56L35 55ZM39 54L41 55L39 58H38V56H39ZM76 54V58H73V57H75L74 55ZM94 54H95V57H94ZM114 54H116V55H114ZM123 54H124V56H123ZM132 54V55H131ZM13 56V58L11 59V57ZM59 55V56H58ZM164 55V54H163ZM223 55V54H222ZM221 55V56H222ZM35 56H36V58H35ZM59 57V59H58V57ZM80 56L81 58L80 59H77L78 57ZM100 56V58H97V57H99ZM178 56H180V57H178ZM30 57V56H29ZM47 57V58H46ZM49 57V58H48ZM53 57V58H52ZM62 58V60H61V58ZM91 57V58H90ZM95 59H94V58ZM35 58V59H34ZM41 58V59H40ZM43 58H45V59H43ZM69 58V59H68ZM97 58V59H96ZM105 58V59H104ZM110 58V59H111ZM155 58H156V60H155ZM159 58V59H158ZM167 58H168V60H167ZM9 59H11V60H9ZM42 59L44 60L43 62H42ZM51 59H53V60H51ZM54 59H56V60H54ZM65 59H68V61L67 60H65ZM82 59V60H81ZM84 59V60H83ZM89 59H91V60H89ZM101 59V60H100ZM119 59V61H121L122 60V62H123V64H124V66L126 65V64H128V66L126 65V67L127 68H125L124 66V68L126 69H124V68H122V64L121 63H119V61H118V63L119 64H115V62L117 61ZM121 59V60H120ZM148 61H150V62H148ZM169 59H171L172 60V62L175 64H173V63H169L171 60H169ZM179 59H181V60H179ZM17 61V62H15V61ZM18 60H19V62L20 61H22V60H26V61H28L27 63H26V65H24V63L23 64H21L20 66L19 65H16V64H19V62H18ZM33 62H32V61ZM39 60V61H38ZM65 60V61H64ZM104 62H103V61ZM105 60H106V62H105ZM165 60H166V62H165ZM192 60V59H191ZM11 61V62H10ZM38 61V62H37ZM52 61V62H51ZM64 61V62H63ZM67 61V62H66ZM78 61H81V62H78ZM98 63H97V62ZM100 61V62H99ZM128 61V60H127ZM146 61L148 62L147 64H149L150 63V67L148 66V65H145L146 64ZM169 61V62H168ZM6 62H7V64H6ZM15 62V63H14ZM22 62H24V61H22ZM39 62H41V64L39 63ZM53 62H54V64H53ZM58 62V63H57ZM88 62V63H87ZM21 63V62H20ZM32 63H34V64H32ZM39 63V64H38ZM43 63H45V64H43ZM94 63V64H93ZM105 63V67H106V65H108L109 63H110V65H108L106 68H103L104 66H103V64ZM117 63V62H116ZM145 63V64H144ZM160 63V64H161ZM167 63H169V64H167ZM184 63V64H183ZM10 64V65H9ZM16 66V67H14V65ZM29 64V67L27 66ZM30 64H31V66H30ZM36 64H37V66H36ZM58 64V66H55V65H57ZM63 64H65V65H63ZM80 64H81V66H80ZM86 64V66H84L86 69H84V67H83V65H85ZM89 64H91V65H89ZM98 64V66H100V64H102L101 65V70L102 71H104L105 69H106V71H104V72H102L101 71V73H103V75H101L98 71H94V69L92 70V69H90V68H94L96 65ZM115 64V65H114ZM141 64V65H140ZM153 64V65H152ZM171 64V65H170ZM173 64V65H172ZM184 65V67L186 68V64H187V69H184L185 71H186V73H185V75L184 74H182L181 73V71L183 72L184 70H182V69H179L180 67V65ZM9 66V68H11L12 67V65H13V67H14V70L17 72H12V71H8V72H12V75L9 73H7V70H12L13 69V67H12V69H8V67L7 66ZM48 65V66H47ZM88 65V66H87ZM120 67H119V66ZM167 65V68L165 67ZM169 65V66H168ZM177 65V67H175ZM189 65V66H188ZM199 64H197V66L195 65V68L197 69V68H199L200 66H198ZM4 66H5V69H4ZM17 66L18 67H20V68H17ZM21 66H25L23 69L21 68ZM41 66V67H40ZM43 66V67H42ZM52 66H53V68H52ZM77 66V67H76ZM111 66L113 67V68H111ZM145 66V68H143ZM154 66V67H153ZM171 66V67H170ZM175 68H174V67ZM219 66V65H218ZM221 66H223V64L222 65H220V68H221ZM7 67V68H6ZM34 67H36V68H34ZM37 67H38V70L37 71H35V69H37ZM48 67V68H47ZM55 67V68H54ZM63 67V68H62ZM72 67V68H71ZM80 67H81V70H80ZM83 67V68H82ZM115 67H116V70H114L115 69ZM128 67L130 68H135V69H133L132 70V72H134L132 75L133 76H135L136 75V77H139V82H141L140 84H139V82H138V80H134V79H136V77L133 79L134 80V82L133 81H131V74H130V71H131V68L128 70ZM146 67H147V69H146ZM149 67V68H148ZM152 67V68H151ZM33 68V69H32ZM49 68H50V70H49ZM59 68V69H58ZM76 68H78V69H76ZM96 68H98V69H100V67H97L96 66ZM96 68H95V70H96ZM108 68V69H107ZM111 68V69H110ZM121 68V69H120ZM138 68L140 69V68H142L141 70H142V74H143V77H142V75L140 74V72H141V70H138ZM172 68H174V70L172 71L171 69ZM176 68H177V70H176ZM7 69V70H6ZM20 69V70H19ZM41 69H42V71H43V73H44V75H43V73H42V71H41ZM74 69H75V72H74ZM85 71H84V70ZM88 69V70H87ZM120 69V70H119ZM152 69V70H151ZM178 69L179 70H181V71H179L180 73H181V77H180V75H178ZM4 70H6V73L8 74V75H10V76H8L7 74L5 75V73H4ZM24 70V71H23ZM41 71V73H40V75H39V78H38V71ZM49 70V71H48ZM64 70V71H63ZM77 70V71H76ZM86 70H87V72H86ZM108 70H109V72L111 71L112 72V75L114 76L115 74H116V76H115V78L116 77H118V75H117V73L118 74H122V76H121V78L120 77H118V78H114L115 80H117V81H115L113 78H112V76H111V74L109 75V72H108ZM123 70V71H122ZM138 70V71H137ZM147 70V71H146ZM150 70V71H149ZM154 70V71H153ZM164 70V71H163ZM167 70V71H166ZM30 71H32V72H30ZM55 71V72H54ZM59 71V72H58ZM81 71H83V72H81ZM89 71H90V73H89ZM114 71L116 72V73H114ZM119 71V72H118ZM128 71H129V73H128ZM163 71V72H162ZM170 71V73H167V72H169ZM175 71V72H174ZM21 73V75L19 74V73ZM27 72H29L27 75H26V73ZM48 72V73H47ZM58 72V73H57ZM65 72L67 73V74H65ZM95 72H97V74L95 75V74H93V73H95ZM110 72V73H111ZM147 72H149V73H147ZM152 72H154V73H152ZM166 72V73H165ZM174 72V73H173ZM23 73V74H22ZM35 73V74H34ZM37 73V74H36ZM46 73V74H45ZM51 73H54V74H52V77H51ZM70 73V74H69ZM73 73H75V74H73ZM83 73V74H82ZM89 73V74H88ZM106 73L109 75L108 77H110V79L112 80H107L108 79V77L107 78H105L106 76ZM114 73V74H113ZM138 75H137V74ZM152 73V74H151ZM202 73H206V72H202ZM201 73V75H203ZM217 73V72H216ZM17 74H19L20 76V78H18V75ZM24 74L27 76H24ZM50 74V75H49ZM61 74V75H60ZM78 74V75H77ZM82 74V75H81ZM88 74V75H87ZM99 74L101 75V76H103L105 79L103 80V77H102V80H100L99 79ZM120 74V75H121ZM125 74V75H124ZM126 74H129V75H126ZM146 74H148L147 76H146ZM164 74V75H163ZM168 74V75H167ZM188 74V75H187ZM13 75H17V76H13ZM30 75H33V77L34 78H32V77H30ZM42 75V76H41ZM49 77H48V76ZM57 75H59V76H57ZM119 75V76H120ZM144 75H145V77H144ZM156 75V76H155ZM170 75H172V77L170 78V79H168V77L170 76ZM176 75H178V76H176ZM187 75V76H186ZM195 75V74H194ZM205 75V74H204ZM5 76V77H4ZM41 76V77H40ZM44 76V77H43ZM61 76V77H60ZM67 76V77H66ZM93 76V77H92ZM98 76V77H97ZM127 76V77H126ZM130 76V77H129ZM151 76V77H150ZM154 76V77H153ZM176 76V77H175ZM189 76V78L187 79V77ZM214 76H215V78H214ZM37 77V78H36ZM69 77H70V81H69ZM80 77V78H79ZM81 77H84L85 78V80L82 78L81 79ZM86 77H87V79H86ZM95 77L98 79H95ZM147 77V80L145 79ZM157 78V80H158V82H157V80H156V78ZM159 77V78H158ZM165 77V78H164ZM185 79H184V78ZM193 79H192V78ZM213 77V78H212ZM23 78V80L25 81V79H26V81L25 82H28V81H30L31 79V83L30 82H28L26 85H25V82H23V80H21ZM29 78H30V80H29ZM43 78V79H46V80H41V79ZM56 78H59V79H56ZM61 78V79H60ZM92 78V80H93V82H92V80L91 81H89L90 79ZM101 78V77H100ZM126 78H129V80L128 79H126ZM151 78H153L152 80H151ZM217 78H219L218 80H215V79H217ZM8 79V80H7ZM35 79V80H34ZM94 79H95V81H94ZM118 79H121V81L120 80H118ZM126 79V80H125ZM161 79V80H160ZM175 79H176V81H175ZM179 79H181L180 81H179ZM191 79V80H190ZM47 80H49L50 82H48ZM53 80H54V82H53ZM56 80H57V82H56ZM58 80H60V81H58ZM68 80V81H67ZM73 80V81H72ZM144 80V81H143ZM149 80V81H148ZM155 80V81H154ZM164 80V81H163ZM183 80V81H182ZM213 80H215V81H213ZM220 80H222V81H220ZM7 81V82H6ZM9 81H11L12 82V84H11V82H9ZM14 81V82H13ZM17 81V82H16ZM42 81V82H41ZM62 81V82H61ZM86 81V82H85ZM97 81V82H96ZM100 81V82H99ZM120 81V82H119ZM131 82L130 83V85H127V86H125L126 84V82H127V84H128V82ZM148 81V82H147ZM168 81V82H167ZM190 81V82H189ZM219 83H218V82ZM229 81V82H228ZM4 82V84L2 85V83ZM22 82V85H20V83ZM44 82H45V84H46V86H45V84H44ZM53 82V83H52ZM60 82V83H59ZM70 82V83H69ZM95 82V83H94ZM107 84H106V83ZM111 82V83H110ZM119 82V83H118ZM132 82H133V84H132ZM155 82V83H154ZM163 83V86H165L164 88H165V90H167V91H163L164 90V88L162 87V85H159L158 86V84H160V83ZM173 82H174V84H173ZM186 82L188 83V84H186ZM222 82H226L225 84H223ZM228 82V83H227ZM6 83H8L10 86H8V84H6ZM17 83V84H16ZM67 83V84H66ZM77 83V84H76ZM82 83V84H81ZM94 83V85H92V84ZM96 83H99V85H96ZM111 85H110V84ZM123 85H121V84ZM137 83V84H136ZM158 83V84H157ZM161 83V84H162ZM178 83L180 84L179 86H178ZM184 83V85L186 86V88H185V86H183L182 84ZM193 83V84H192ZM216 83L219 85V84H222V85H219V86H217L216 85ZM14 84H15V86H17V87H15L14 86ZM28 84H33V85H28ZM38 84V85H37ZM52 86H51V85ZM54 84V85H53ZM56 84H57V86H56ZM60 84V85H59ZM71 86H70V85ZM101 84H102V86H101ZM104 84V85H103ZM106 84V85H105ZM152 84V85H151ZM164 84H166V85H164ZM173 84V85H172ZM175 84H176V86H175ZM191 84V85H190ZM227 84V85H226ZM6 85V86H5ZM18 85H20V86H18ZM40 85H43V86H40ZM62 85V86H61ZM66 85V86H65ZM80 85V87H82V89H83V92H79V90L81 89V88H79L78 86ZM117 85V86H116ZM149 85H151V86H149ZM155 85V86H154ZM168 85V86H167ZM188 85V86H187ZM225 85V87H229L227 90H229V91H231V92H229V91H227V92H225L226 91V88L225 87H223ZM229 85V86H228ZM8 86V87H7ZM49 86V87H48ZM85 86V87H84ZM88 86V87H87ZM91 88H90V87ZM134 86H136V87H134ZM148 86V87H147ZM171 88H170V87ZM182 86V87H181ZM30 87V88H29ZM48 89H47V88ZM51 87V88H50ZM84 87V88H83ZM95 87V88H94ZM97 87H99L100 89H98ZM111 87V88H110ZM118 87H121V88H119L120 90L121 89H123V88H125V87H129L128 88V92H127V94L126 95H129V96H126L125 94H124V96L122 97V98H124L125 100H123V102H125V103H121V106L120 107H117V108H115V109H111V111H109L110 112V114H109V116H114V118L112 117H110V119H109V121H108V119L106 118V114H104V112H100L99 113V111H102L101 109H100V106L99 105H96L95 103H98V104H100V98H102V97H105L104 95H102L104 92L106 93V92H108V91H106V90H109V91H113V90H118V89H116V88ZM141 87V88H140ZM156 87V88H155ZM167 87V88H166ZM169 87V88H168ZM172 87H173V89H172ZM178 89H177V88ZM205 87H207V88H205ZM212 89H211V88ZM221 87V88H220ZM5 88H6V90H8L7 91V93H6V91H5ZM33 88V89H32ZM59 88V89H58ZM67 88V89H66ZM75 88H76V90H75ZM86 88V89H85ZM88 88V89H87ZM97 88V89H96ZM105 88H107V89H105ZM135 88H137V89H135ZM140 88V89H139ZM148 88H150V89H152V90H148ZM155 88V89H154ZM182 88V89H181ZM184 88V89H183ZM216 89V91H218V93H219V91H221V92H225V94L223 93V94H221V93H217L216 91H214L215 89ZM223 88H224V90H223ZM24 91H23V90ZM31 89V90H30ZM39 89H40V91H39ZM75 90V91H72V90ZM81 89V90H82ZM97 90V92H98V94L100 95H98L97 94V92H96V90ZM157 89V90H156ZM170 89V90H169ZM177 89V90H176ZM179 89H181V90H179ZM219 89V90H218ZM22 90V93L21 92H19V91H21ZM38 90V91H37ZM46 90V91H45ZM50 90H52V91H50ZM57 93V95H56V93L54 92V91ZM90 90V91H89ZM120 90H118V91H120ZM130 90V91H129ZM131 90H133V91H131ZM136 90V91H135ZM156 90V91H155ZM173 90V91H172ZM176 90V91H175ZM178 90H179V92H178ZM183 90H185V91H183ZM16 93H15V92ZM44 91H45V93H44ZM72 93H71V92ZM78 91V92H77ZM85 91H86V94H85ZM93 91V92H92ZM141 91V92H140ZM149 91H150V93H149ZM151 91H153L154 93H153V95H151V97H152V99H150V100H148L147 101V99L148 98H151V97H149L150 96V94H152V92ZM158 91V92H157ZM170 93H169V92ZM25 92V93H24ZM41 92V93H40ZM52 92V93H51ZM74 92V93H73ZM91 92V93H90ZM100 92L102 93V94H100ZM134 92H135V95H136V98H135V95H134ZM163 93V97L160 95V93ZM164 92H165V94H164ZM177 92V93H176ZM182 92V93H181ZM185 92H186V95H185ZM5 93V94H4ZM11 95H13V96H11ZM14 93H15V96H14ZM18 93V94H17ZM27 93H29V94H27ZM31 93V94H30ZM35 93H38L37 94V96H35L36 94ZM43 93V94H42ZM79 93V94H78ZM137 93V94H136ZM140 93V94H139ZM159 93V94H158ZM161 93V94H162ZM167 93H169L168 95H167ZM213 93V94H212ZM20 94H23V95H20ZM34 94V95H33ZM41 94V95H40ZM51 94V95H50ZM63 94V96H61ZM68 96H67V95ZM76 94V95H75ZM94 94V95H93ZM145 96V98L143 99V96ZM145 94V95H144ZM181 94V95H180ZM27 95H29L28 97H26ZM50 95V96H49ZM59 95V96H58ZM72 95V96H71ZM82 95L84 96V97H82ZM134 97H132V96ZM166 95V96H165ZM169 95H171V97L169 96ZM214 95V96H213ZM224 95V96H223ZM230 95V96H229ZM4 98H3V97ZM8 96V97H7ZM10 96V97H9ZM17 96V97H16ZM21 98H20V97ZM24 96V97H23ZM45 96V97H44ZM53 96V97H52ZM62 98H61V97ZM126 96V97H125ZM155 98H154V97ZM175 96V97H174ZM178 96V97H177ZM187 96V97H186ZM210 96H211V98H210ZM217 96H219V97H217ZM228 96V97H227ZM32 97V98H31ZM35 97V98H34ZM68 97V98H67ZM82 97V98H81ZM89 97H91V98H89ZM93 97V98H92ZM128 97V98H127ZM131 97V98H130ZM223 97V98H222ZM225 97H227L228 98V100H225L224 98ZM7 98V99H6ZM24 98V99H23ZM51 98V99H50ZM53 98H55V99H53ZM98 98V99H97ZM106 98V97H105ZM154 98V99H153ZM159 98V99H158ZM164 98V100L162 101V99ZM175 98V99H174ZM186 98V99H185ZM222 98V99H221ZM9 99H11V100H9ZM23 99V102L21 101ZM26 99V100H25ZM37 101H36V100ZM40 99H42V102L44 103V102H46V104H43L42 102H41V100ZM62 99V100H61ZM78 99H79V101H78ZM81 99H83V101L81 100ZM87 99V100H86ZM90 99V100H89ZM109 99H110V101H109V103H108V101L106 100H104L105 102H107V104H106V107H109L111 104H112V101H113V99L111 98V97H109ZM108 99V100H109ZM112 99V100H111ZM126 99H127V101H126ZM129 99H131V101L129 100ZM132 99H134V100H132ZM158 99V100H157ZM210 99H211V102H210ZM8 102H7V101ZM17 100V101H16ZM34 100V101H33ZM39 100V101H38ZM67 100V101H66ZM92 100V102H90ZM96 100V101H95ZM97 100H98V102H97ZM157 100V101H156ZM170 100V101H169ZM175 100H177L176 102H175ZM183 102H182V101ZM213 100V101H212ZM216 100H217V102H216ZM219 100H220V102H219ZM255 100V99H254ZM19 101V102H18ZM26 103H25V102ZM35 102L34 104H33V102ZM70 101V102H69ZM78 101V102H77ZM82 101V102H81ZM155 101V102H154ZM175 103H174V102ZM215 101V102H214ZM28 102V103H27ZM49 102V103H48ZM75 102V103H74ZM83 102H85V104L87 105V103H88V105L86 106ZM87 102V103H86ZM95 102V103H94ZM111 102V103H110ZM127 102V103H126ZM141 102V103H140ZM159 102V103H158ZM164 102H165V104H164ZM166 102L168 103V104H166ZM181 102V104H179ZM210 102V103H209ZM213 102V103H212ZM221 102H222V104H221ZM230 102V103H229ZM21 103H23L22 105H21ZM53 103V104H52ZM63 103V104H62ZM70 103V104H69ZM138 104L137 105V108H136V105L134 106L133 104ZM184 103V104H183ZM219 103V104H218ZM237 103V102H236ZM257 103V102H256ZM20 104V105H19ZM52 104V105H51ZM56 104V105H55ZM65 104H67V105H65ZM74 104V105H73ZM83 104V105H82ZM90 104V105H89ZM92 104V105H91ZM93 104H95V105H93ZM110 104V105H109ZM126 104V105H125ZM127 104H131L130 106L129 105H127ZM160 104V105H159ZM164 104V105H163ZM211 104H213V105H211ZM214 104H215V107H214ZM217 104V105H216ZM224 104H226V108H225V106H224ZM228 104H229V106L231 105V108H232V104H233V108L231 109V110H226V109H229L228 108ZM236 106H235V105ZM238 104V103H237ZM13 105H15L16 106V108H14V106ZM25 106V108H24V106ZM30 105V106H29ZM41 105H42V108H41ZM45 105H49V106H47V108L48 109H46V106ZM69 105V106H68ZM125 105V106H124ZM158 106L159 107V109H155L154 108V106ZM165 105H167V108H169V106H170V111H171V113H170V111H169V109H168V111L169 112H166L167 110V108H165ZM171 105H173L172 106V108L173 109H175L174 108V106L176 105V109H175V111L173 110L172 111V109H171ZM180 105V106H179ZM184 105V106H183ZM208 105V106H207ZM223 106V109H222V106ZM243 106V110L241 109L242 108V106ZM0 106H3L2 104L0 105ZM12 106H13V108L14 109H12ZM21 106H22V108H21ZM43 106H45V108H43ZM52 106H53V108H52ZM62 106H63V108H62ZM75 106H76V109H75ZM79 106H80V108H79ZM96 106H97V108H96ZM127 106H129V108H127ZM156 106V107H157ZM162 106H164V108L162 109ZM219 106H221V109L223 110H221L220 108H219ZM148 107V106H147ZM219 108V111H221L220 113H222L223 114V116H222V114H219V112L218 111H216V115L214 114V112H215V110H217L216 108ZM40 108V109H39ZM52 108V109H51ZM82 108V109H81ZM85 108V109H84ZM96 108V109H95ZM120 108H123L125 111H126V113H125V111H122ZM136 109V112H135V109ZM193 109L192 110V112L190 111L191 109ZM195 108V109H194ZM208 108V109H207ZM209 108H213L214 110H212L211 111V109H209ZM240 108V109H239ZM28 109H30V110H28ZM32 109H34V110H32ZM84 109V110H83ZM90 109V110H89ZM153 109V110H152ZM155 109V110H154ZM162 111H161V110ZM177 109H178V112H177ZM187 109H190V110H187ZM236 109V110H235ZM15 110V111H14ZM28 110V111H27ZM38 110L39 111H41V112H39V113H37L38 112ZM86 110H88V112L90 113V114H93V112L92 111H94V113H97V114H95L94 115V117H93V119H94V121L95 122H93V120H90V119H92V117H90V116H92V115H90V114H86ZM98 111V112H96V111ZM152 110V111H151ZM160 110V111H159ZM166 110V111H165ZM180 110V111H179ZM184 110V111H183ZM225 110H226V113H224L225 112ZM232 110H234V111H239V113H238V111H237V113L235 112V114L233 113L234 111H232ZM246 110V111H245ZM11 112V114H10V112ZM15 113H17V114H15ZM27 111V112H26ZM46 111V112H45ZM64 111H65V113H64ZM71 111V112H70ZM121 111V112H120ZM140 111H141V113H140ZM153 111H154V113L158 116H153L152 114H153ZM156 111H158L157 113H156ZM185 111H187L186 113H184ZM196 111V112H195ZM227 111H228V114H227ZM240 111H244L243 113L242 112H240ZM253 111H255L256 113L254 114L253 113ZM9 112V113H8ZM36 112V113H35ZM43 112V113H42ZM49 112H50V114H49ZM117 112V114H115ZM120 112V113H119ZM134 112V113H133ZM179 112H181V114L179 113ZM188 112H189V114L191 115V116H189V114H188ZM246 112V113H245ZM8 113V114H7ZM20 113V114H19ZM32 113H34V114H32ZM73 113V114H72ZM81 113V114H80ZM112 113V114H111ZM137 113H140V114H137ZM159 113H161V116L159 115ZM195 113H196V115H195ZM201 113V114H200ZM231 113V114H230ZM233 113V114H232ZM14 114V115H13ZM19 114V115H18ZM25 115V116H23V115ZM29 114H31V116L29 115ZM43 114V115H42ZM47 114H48V116H47ZM57 114H60V115H57ZM63 114H65V115H63ZM102 114H104V115H102ZM108 114H107V116H108ZM114 114V115H113ZM119 114V115H118ZM154 114V115H155ZM170 114H171V116H170ZM177 114H179L178 116H177ZM215 116H218V117H213L214 115ZM220 116H219V115ZM225 114V115H224ZM240 114H241V116H240ZM16 115V116H15ZM50 115V116H49ZM54 115H56V116H54ZM70 115V116H69ZM74 115V116H73ZM86 115H87V117H86ZM89 115V116H88ZM116 115H118L119 117H121V120H122V123L119 121V117H118V121H116V119L115 118H117L116 117ZM142 115V114H141ZM150 115H151V117H150ZM163 115H165V116H163ZM166 115H168V117L166 116ZM175 115V116H174ZM182 115H183V117H182ZM185 115V116H184ZM195 117H194V116ZM199 115V116H198ZM233 115L235 116H237L238 118H236V117H233ZM244 115H246V117L245 118H243V119H245L244 121L243 120H241L240 118L241 117H243ZM254 115V116H253ZM12 116L13 117H16V118H12ZM31 118H30V117ZM34 116V117H33ZM35 116H37V117H35ZM43 116H44V118H43ZM53 116V117H52ZM59 116V117H58ZM190 117V118H194V119H191V120H193V121H191V123H188L187 121H184V120H189L188 119V117ZM193 116V117H192ZM196 116H198V119L201 121V122H206L207 124H208V126H205V124L206 123H203V126H205V128H206V130L203 128V126H199L198 124H197V121H198V119L196 120ZM206 118V117H208V119L207 120H205L204 118ZM206 116V117H205ZM225 116H226V120H224V121H227L226 123H224V121H222L223 120V118L222 117H224V119H225ZM247 116H249V117H247ZM8 117V118H7ZM17 117H19L18 119H17ZM56 117H57V119H56ZM86 117V118H85ZM95 117H97L96 119H95ZM100 117H102V118H100ZM136 117V116H135ZM162 117L164 118V119H162ZM180 117H182L184 120H182L181 121V119H180ZM186 119H185V118ZM200 117V118H199ZM232 117L236 120V119H238V122L237 121H235L234 119H232ZM240 117V118H239ZM255 117V118H254ZM24 118V119H23ZM75 118H78V119H75ZM123 118V119H122ZM154 118H159V119H161V121L162 120H164V121H162V122H164V123H159V124H157V123H155L154 122ZM165 118H166V121L168 120V122L166 123V121H165ZM167 118H169V119H167ZM172 118H175V119H173V121L171 120ZM210 118H211V120H210ZM216 118V119H215ZM220 118H222V119H220ZM228 118H231V119H228ZM7 119V120H6ZM15 119H17V120H15ZM26 119V120H25ZM35 119V120H34ZM42 119H44V120H42ZM79 119H80V121H79ZM86 121H85V120ZM97 119H98V121H99V119H101L100 121H102L103 123H104V120L103 119H105V127H104V125L102 124V122L100 123V122H98V124H97ZM115 119V122H116V126H114V124H113V120ZM132 119V118H131ZM178 119H180V120H178ZM203 121H202V120ZM215 119V120H214ZM217 119H219V122H218V120ZM240 119V120H239ZM11 120V122L9 123V121ZM22 120H24V122L22 121ZM32 120V121H31ZM169 120H171L170 122H174L176 125H178L177 127L175 126V124H169L170 126L171 125H173L174 127H172L171 126V128H170V126L169 125H166V124H168V123H170L169 122ZM179 122V124H178V122ZM196 120V122L195 123H192V122H194ZM212 120H213V123L214 122H216V123H214V126L211 124V122H212ZM229 120V121H228ZM235 122H234V121ZM8 121V122H7ZM30 121V123H28ZM45 121V122H44ZM48 121H51V122H48ZM76 121V122H75ZM108 121V122H107ZM112 121V122H111ZM180 121H181V123H180ZM239 121H241V122H239ZM251 121V120H250ZM256 121H257V119H256ZM256 121H254L253 123H255ZM41 123L42 122V124H39V123ZM44 122V123H43ZM73 122V123H72ZM119 124H118V123ZM150 122V123H149ZM177 122V123H176ZM199 122V121H198ZM228 122H230V123H228ZM237 122V123H236ZM23 123L28 127H26L25 125H23ZM26 123H28V124H26ZM31 123H33V125L31 124ZM45 123H47V124H45ZM51 123H53V124H51ZM70 123V124H69ZM78 123V124H77ZM82 123V124H81ZM91 123V124H90ZM100 123V124H99ZM121 123V124H120ZM154 123V124H153ZM241 123V124H240ZM245 123L248 125L249 124V126L247 127V126H244L245 125ZM15 124H18L17 126L15 125ZM38 124V125H37ZM51 124V125H50ZM75 124V125H74ZM88 124H90V125H88ZM93 124V125H92ZM102 124V125H101ZM110 124V125H109ZM118 124V125H117ZM156 124H157V126H156ZM161 124H164V127H165V129H164V127L162 128V125ZM181 124V125H180ZM186 124L188 125V126H186ZM195 124V125H194ZM202 124V123H201ZM212 125V127H211V129H210V127H209V125ZM237 124H239L238 126H241L242 128H244V127H246V128H250V126L251 125H253L252 126V131H251V129H245L244 128V131H248V130H250V131H248V133L247 132H245L247 135H249V136H245V133H244V131H243V129H242V131L240 130L241 129V127H238L237 126ZM242 124H243V126H242ZM258 123H256V125H257ZM5 125V126H4ZM12 125V129H11V127H10V129L8 130L7 128L9 127V126H11ZM15 125V126H14ZM37 125V126H36ZM50 125V126H49ZM77 125V126H76ZM78 125H81V126H78ZM95 127L96 126V128H94V129H96V130H94L93 129V127ZM98 125H101L100 127H103V128H100ZM166 125V126H165ZM216 125V126H215ZM236 125V126H235ZM6 126H8V127H6ZM33 126V127H32ZM35 126V127H34ZM69 126V127H68ZM100 128H98V127ZM110 126V127H109ZM120 126V128H116V127H119ZM167 126H169V127H167ZM181 126V127H180ZM186 126V127H185ZM196 126V127H195ZM38 127V128H37ZM52 127H53V129H52ZM57 127V128H56ZM176 127V128H175ZM222 127V126H221ZM237 127V128H236ZM253 127H255V128H253ZM48 128H51L50 130L48 129ZM98 128V129H97ZM122 128V130L120 131V129ZM170 128V129H169ZM197 128H199V129H197ZM38 129H40V130H38ZM45 129V130H44ZM55 129L56 130H60V131H63V129H64V131L63 132H60V131H56V134L55 133H53L54 131H55ZM67 129V130H66ZM73 129V130H72ZM151 129H149V130H151ZM167 129H166V131H167ZM191 129V130H190ZM192 129H193V131H192ZM195 129H197V130H195ZM208 129V130H207ZM210 129V130H209ZM237 129V130H236ZM38 130V131H37ZM52 130V131H51ZM75 130V131H74ZM94 130V131H93ZM118 130L121 132V133H118ZM152 130V131H153ZM231 130H233V131H231ZM257 130V132H254V131H256ZM11 131V132H10ZM17 131H16V133H17ZM67 131H68V133H67ZM170 131V132H171ZM195 131H197V132H195ZM220 131V135L222 134V132ZM8 132H10V133H8ZM50 132V133H49ZM71 132H73V133H71ZM123 132V133H122ZM173 132H171V133H173ZM178 131H177V133H179ZM192 132V133H191ZM51 133H53V135H57V138H58V140L59 141H55V140H57V139H54L55 137H51ZM194 133L192 134V135H194ZM200 133V134H199ZM240 133H241V135H240ZM242 133H244V134H242ZM255 133H257V135L255 134ZM4 134H2V135H4ZM48 134V135H47ZM65 134V135H64ZM204 134V133H203ZM206 134H208V135H205L204 134V136H203V138H205V139H207V137H208V139H210V138H212V139H210V141H212L213 139H216V138H218L220 135H218L217 137H215V138H213V137H211V135L213 136V134H209V133H206ZM222 134V135H223ZM231 134H229L230 135V137H231ZM253 134V135H252ZM6 135V136H7ZM10 135H8L7 137L6 136H4L6 139L5 140H8V137H10ZM11 135V136H12ZM197 135V136H198ZM214 135H216V134H214ZM229 135H223L225 138H227V136H229ZM250 135L253 137V139L255 140H252V138L250 137ZM259 135V136H258ZM207 136V137H206ZM244 136V137H243ZM254 136H255V138H254ZM258 136V137H257ZM200 137H202V134H201V136ZM210 137V138H209ZM224 137L222 138V140L220 141V140H218V142H222L221 144H224L223 143V140H225L224 139ZM220 138V137H219ZM249 138H250V141H249ZM256 138H257V140H256ZM207 139V140H208ZM228 139H232V138H227V140ZM71 140H73L74 141V139H72V137H70L69 138V141H70V143L71 144H75V143H72L73 141H71ZM229 140V141H230ZM238 140H241V141H243V142H241V141H238ZM36 141V140H35ZM40 141V140H39ZM69 141H67V142H69ZM214 141V140H213ZM234 141H233V143L232 144H234ZM249 143H254L253 145L254 146H252L251 144H249ZM251 141H253V142H251ZM42 142V141H41ZM64 142V141H63ZM146 142L148 143V141L146 140ZM215 142H216V140H215ZM217 142V143H218ZM245 142V143H244ZM257 142H258V145H257ZM69 143V144H70ZM147 143H141V146L142 147H144L145 145L144 144H146L147 145ZM149 143H150V141H149ZM241 143L243 144V145H241ZM248 143V144H247ZM62 144V143H61ZM64 144V143H63ZM144 146H143V145ZM245 144H247V145H245ZM67 145V144H66ZM66 145H64V146H66ZM63 146V145H62ZM69 146V145H68ZM148 146H149V144H148ZM220 147H221V145H219ZM222 146H225V149L227 148L228 149V146L226 147V145L224 144V145H222ZM230 146V147H231ZM247 146V147H246ZM256 146V147H255ZM147 147V146H146ZM146 147H144L143 149H146ZM180 147H190V148H195V149H198V150H200V151H202L203 153H205L203 150H201V149H199V148H197V147H191V146H180ZM69 148V147H68ZM68 148H66V150H65V152L66 151H68L67 153H69L68 155H65V156H67V158H69L70 157V155L72 154V152H73V150H72V148H74V146L73 147H71L70 146V148L68 149ZM149 148H151V146H149ZM149 148H147L148 150H146L145 152L143 151V155H144V157H145V159H147V160H149L151 157H152V155L153 154H150V152H152L153 150H152V148L151 149H149ZM178 148V147H177ZM233 148H235V149H233ZM246 148H248L247 150H245ZM251 148H253L254 150L252 151V149ZM256 148V149H255ZM258 148V149H257ZM222 149H223V147H222ZM226 149V150H227ZM230 149V148H229ZM69 150H71V151H69ZM151 150V151H150ZM224 150V149H223ZM225 150V151H226ZM236 150H237V152H236ZM221 151V150H220ZM225 151H222L221 153H225ZM246 151H248V153L246 152ZM251 151V152H250ZM226 152H229V151H226ZM67 153H65V154H67ZM148 153V154H147ZM235 153V154H234ZM245 153V154H244ZM249 155L248 156V158H247V154ZM253 153V157L251 158L250 156H251V154ZM205 154H207V153H205ZM229 154V153H228ZM228 154H227V156H228ZM231 154V153H230ZM208 155V154H207ZM239 155V156H238ZM210 156V155H209ZM211 157V156H210ZM212 158V157H211ZM227 158V157H226ZM234 158V159H233ZM244 158V159H243ZM247 158V159H246ZM213 159V158H212ZM230 158H228V160H229ZM234 160V161H233ZM213 161H215L214 159H213ZM245 161H243L241 164L242 165H244L245 163H247V162H245ZM238 162V163H237ZM250 162H248V163H250ZM215 163H216V161H215ZM231 163V166H233V164ZM217 164V163H216ZM218 165V164H217ZM238 166H240V164L238 165ZM219 167V166H218ZM219 169H220V167H219ZM242 170H244V169H242ZM220 172H221V170H220ZM237 172H239V173H242V174H246L247 172L245 171V172H243V171H241V169L239 170V171H237ZM221 177H222V174H221ZM223 177H222V189H221V194H220V196H219V199H218V201H217V203H216V205H215V207L212 209V211L209 213V214H207L205 217H203L201 220H199V221H204V220H206L207 222L206 223H209L210 221H211V223H213L212 225H213V227H215L216 226V222H218V224L220 223L221 224V219H224V215L226 214L225 212L226 211H223V210H219V209H223L224 208V206H223V204L225 205V202H224V198H222V197H224L223 196V194H224V186H223ZM223 200V201H222ZM56 202V201H55ZM54 202V203H55ZM223 202V203H222ZM54 203L50 206V207H52L53 205H54ZM222 203V204H221ZM220 204V205H219ZM61 206H62V208H63V211H61V213H63V215L65 216V213H67V215H66V217L65 218H67V219H65L64 217H63V219L64 220H66V221H69V222H67V223H65L64 222V225H63V221H62V218H61V220L59 221V217H57L56 216V214H55V216L56 217H54L53 219H52V221L48 224V225H51L50 227H54V230H55V234H56V237L57 238H59L60 240H58V243L55 245H47V246H45V248H46V252H48V254L47 255H45V256H43V257H38V258H35V260H33L34 262H35V264H103L102 262H100L99 260L101 259V255H98L95 251H90V252H85V251H82L81 252V250H79L81 247H82V244H83V242H81V240L80 241H78V242H75L74 240H72V241H70L69 243L67 242V239H68V235H69V230H71V228H72V223H70V221H72L73 223H76L77 221H78V218H75V216L74 215H72V214H70L69 212H68V207H67V205H66V203H64V202H62L61 203ZM222 206V207H221ZM49 207V208H50ZM49 208H47V209H49ZM66 208H67V211H64V210H66ZM46 209V210H47ZM141 211V212H140ZM218 211H220V213H217ZM222 211V212H221ZM59 212V211H58ZM132 212V211H131ZM131 212H130V214H129V216H130V218H129V220H128V224H131V225H135V227L134 228H132L131 229V235L132 236H136V237H139L140 239H141V241L144 243L146 240H145V232L147 231V229H149L153 224H156V225H158L159 226V224L164 220V218L163 217H161L160 215H158V214H156L155 213V211L153 210V207H152V205H151V203L148 201V200H145L142 204H140V206L137 208V210L134 212V213H132V215H131ZM138 212V213H137ZM144 214V216H143V214ZM153 213V214H152ZM216 213V214H215ZM224 213V215H222V214ZM142 214V215H141ZM222 216H221V215ZM70 215H72V217H71V219H70ZM136 215V216H135ZM139 215V216H138ZM219 218V220L217 219V217ZM59 216H60V213H59ZM74 216V217H73ZM143 216V217H142ZM134 217V218H133ZM140 217V218H139ZM146 217V218H145ZM213 217V218H212ZM221 217V218H220ZM131 218H133V219H131ZM142 218V219H141ZM214 218H216V219H214ZM136 219V220H135ZM148 219V220H147ZM215 220H216V222H215ZM226 221L228 220V219H225ZM55 221H57V223L55 224L54 222ZM58 221H59V224L61 223V225H59L58 224ZM62 221V222H61ZM140 221V222H139ZM215 223H214V222ZM223 222H222V224L221 225H224V220H222ZM68 223H70L69 225H68ZM136 223V224H135ZM144 223V224H143ZM55 224V225H54ZM144 226H143V225ZM218 224H217V226L215 227V228H217L216 229V233H217V231H218V233H219V230H221L222 228H224L223 226H222V228H221V226L220 227H218ZM58 225V226H57ZM68 225V227H65V226H67ZM140 225H142V226H140ZM62 227V228H61ZM64 227H65V229H66V231H65V229H64ZM60 228V229H59ZM69 228V229H68ZM218 228H220L219 230H218ZM226 228H230L229 226L227 227L226 226ZM58 229V230H57ZM64 229V230H63ZM68 229V230H67ZM225 229V228H224ZM231 229V228H230ZM229 229V230H230ZM65 231V232H64ZM137 231V232H136ZM140 231V232H139ZM228 231V230H227ZM220 232H223V230L222 231H220ZM226 232V231H225ZM224 232V233H225ZM200 233V232H199ZM213 233H215V232H213ZM229 235H231V237L232 238H234V234H232L231 232H227ZM63 234V235H62ZM222 234V233H221ZM218 235V241H219V243L221 244V242H220V239L221 238H223V237H221V235H220V233L219 234H217ZM223 235V234H222ZM224 235H226V234H224ZM220 236V237H219ZM228 236V235H227ZM224 237H226V236H224ZM230 237V238H231ZM227 238H229V237H227ZM226 238V239H227ZM229 238V239H230ZM205 239L208 241V243L210 244V246H211V248L213 249V251L215 252V254H216V249L213 247V245H212V243L205 237ZM225 239V240H226ZM224 241V240H223ZM222 241V242H223ZM227 241H228V239L225 241V242H223L224 244L225 243H227ZM233 241H234V239H233ZM64 242V243H63ZM229 242H231V240H229ZM228 242V244L227 245H229L230 244V246H232V244L231 243H229ZM223 244V245H224ZM36 245H38L39 246V244H36ZM227 245H226V247H227ZM221 246V247H220ZM230 246H228L229 247V249L231 248ZM219 247L223 250V249H225V247L223 248L222 247V245H219ZM227 247V248H228ZM67 249V250H66ZM229 249H225L226 251H227V253H228V255H229ZM25 250H26V247H23V246H16V247H8L7 245H5V244H3L2 243V241H1V234H0V264H21V263H23V261L25 260L24 258L27 256V254H26V252H25ZM231 251V250H230ZM66 252V253H65ZM57 253V254H56ZM225 254V253H224ZM57 255V256H56ZM227 254H225V256H226ZM103 257H104V255H103ZM57 258V259H56ZM65 259V260H64ZM103 261L104 262H107L108 261V257H106L105 259H103ZM34 264V263H33Z\"/></svg>", "mask_w": 264, "mask_h": 264}, {"label": "crops", "instance_id": "0c3cea01", "mask_svg": "<svg viewBox=\"0 0 264 264\" xmlns=\"http://www.w3.org/2000/svg\"><path fill=\"white\" fill-rule=\"evenodd\" d=\"M54 156L48 147L31 139L0 147V207L14 215H35L49 208L63 191L83 215L109 221L125 216L139 201L143 173L123 149L108 144L88 147L71 161L66 175ZM221 189L218 165L190 147L161 155L150 170L147 186L149 199L159 212L184 223L209 214ZM144 264H217V258L201 233L173 227L150 242Z\"/></svg>", "mask_w": 264, "mask_h": 264}]
</instances>
